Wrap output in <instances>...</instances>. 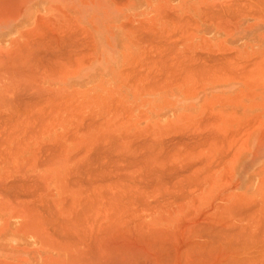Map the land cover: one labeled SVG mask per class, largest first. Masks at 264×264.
<instances>
[{
    "label": "rangeland",
    "instance_id": "1",
    "mask_svg": "<svg viewBox=\"0 0 264 264\" xmlns=\"http://www.w3.org/2000/svg\"><path fill=\"white\" fill-rule=\"evenodd\" d=\"M212 1H214V4H213V2ZM218 1H220V2H218ZM221 1H222V3L225 5H223V6H221ZM226 2V0H132V1H130V0H0V42L2 43L3 41H8L9 39H4V40H2L4 37V33H6V32H8V31H10V29L13 27V26H15L19 21L21 22V25H23V24H25L24 22H27V24H31L32 22H29L28 21V19L26 20V19H23V17H28L29 16V14L31 13L29 10L33 7V6H37L38 7V9H42L43 7H46V8H48V9H51V8H56V9H59V11H60V16H61V18L60 17H58L59 19L57 20V22L55 23V22H49V23H47L45 26H43V27H41V28H39V29H37L38 30V32H39V30L41 31V32H43V33H45V32H51V33H53V35H52V37L54 36V34H56L57 36H64V35H67V36H69V35H71L70 33L71 32H73V36L75 35H77L76 36V38H74V40H76L75 42H77L78 41V43H81L83 46H85L84 48L85 49H88V47H89V45H90V48L89 49H91L92 51L94 50L93 48L95 47V43H94V40H93V38H92V32L91 31H89L88 30V25L90 26V27H92V26H96V27H99L100 28V30L102 29L104 32H103V34H104V36H106L107 38L108 37H110V36H112L113 37V35L114 34H116L117 36L116 37H118V43H119V45H120V47H121V50L123 51V59H122V62H123V67H130V66H132V67H130L131 68V71H129L130 69H124L123 71L125 72H122V75L123 74H125V75H123V78H122V80H123V84H125V85H133L131 82H132V80L131 79H128L129 78V76H130V78H132L131 77V75H133V74H129L130 72H133L134 73V75L135 74H137V72L139 71V73H138V75L137 76H140V73H141V71L143 72H145V69H148L147 67H152V68H154V67H156V68H160V67H157L158 65V63L159 62H161V59L163 58V56L165 55V54H168V53H166V52H169V54L168 55H165L164 56V58H166L165 59V62L167 63L166 65L168 66V67H170V66H173V68L174 67H177V68H174L173 70H175V69H177V71L176 72H178V74H180V72H181V70L183 69L182 67L183 66H186V64L191 60V63H189L187 66H186V68L191 64L192 65V67H194L193 66V63H194V65L197 63V65L198 66H200L201 64H202V62H203V60H205L204 62H203V64H202V67L200 66L199 67V70H200V68H204V67H206V65H207V62H208V67H210V64H211V67H214L217 63H212V62H214L213 60L215 59L216 61L215 62H217L218 60H217V57L215 58V56H217V55H219L220 54V59L222 60L223 59V61L224 62H226V61H228L227 62V64H225V63H223V61H221L222 62V64L220 63V62H218V63H220L221 65L219 66V67H217L218 68V70H216V71H218L217 73H215V72H213V75H210V73H209V75L206 73L205 75L206 76H203L204 74H202V72L200 73V71L197 69V65H195V67L194 68H196L198 71H199V73H200V75L202 74V76H196V73H198V71L196 70L195 72L196 73H194L193 71H192V69L190 68V70L187 68V70L186 69H183V71H182V73L184 74L182 77H179V76H181V74L180 75H176L177 73L175 72H173V74H174V76L176 75V76H178V78L181 80H183V82H182V80H181V82L182 83H180L179 81H176V79L177 80H179L178 78H176V76H175V80H174V78L172 79V76L169 78L168 77V79H164V80H161L160 81V79H162V75H163V73L161 74V76H160V78L158 79L159 81H160V83L159 82H157V86H159V90L157 89V90H151V83H149V85H150V87L148 86H146L145 88H146V90H145V88H142L141 86H142V84H145L146 83V81H145V83H143L144 81H140V79L138 78V77H133L134 79H137L138 78V80L139 81H137V80H134L133 78V82L135 83V81H137L136 83H135V85L133 86V89H134V93L137 95V101H136V103H129V102H105L106 103V107L105 106H103L105 103H103V102H101V101H97L96 103L95 102H93V103H89V102H84V101H81V100H79L78 98H75L74 100V102H73V105H71V104H69V103H64L63 104V107H65V106H68V104L69 105H71V107L69 106V109L70 110H73L74 108V110H73V116H74V125L76 126V123H77V126L75 127L74 126V128L76 129V132L75 133H73V135H74V137H71V136H73V135H64V136H62L61 137V139H60V141L59 142H61V143H59V144H61L60 146L62 147V148H59L60 150L61 149H63V151H64V149L66 148L65 146H66V143L67 142H70L71 141V139H72V141H73V143H74V148H77V149H79L80 147H82L83 145H84V147L83 148H80V150H82L83 151V149H84V152H82L83 154H85L86 152H88L90 155H92V160H91V158H90V155H89V158H90V160L91 161H93L92 162V165L91 166H89L90 167V169L89 170H91V167L93 168H95L96 166L98 167L99 165H101L102 166V162H104V169H105V165H113L114 167L115 166H117V168H115L116 170H120L121 169V167H123V170H122V172L121 171H119V172H121L122 174L120 175L119 174V172H116V173H118L119 175H115L117 178H122L123 176H124V174H125V172H126V174L128 175L129 173L131 174V176H133V178H134V176L137 174V172L136 173H134L133 174V172L132 171H129V169L131 170V168H129V169H127V167H130V166H133L131 163H133L132 161H133V159L132 158H135L136 157V155L138 154V152H140V150L138 151V152H136L135 150V148L136 147H133V149H135V150H130L129 149V147H132L131 145L132 144H129V143H132V139L134 140V138H131L132 136L131 135H133V136H136L137 135V133L136 132H138V136L140 137V139H138L137 137V139L138 140H143L144 138H146V139H148V137H147V135L149 136V134H150V137H151V139L152 140H154L155 141V139L156 138H159V140H161L162 141V144H160L161 142H159V144H158V146H159V148L161 147V146H163L162 148L163 149H161V150H163V151H161L160 152V150L159 149H157L158 147H153V146H155V144L153 143L154 141H152V140H149V141H151V142H148V143H150V149H148L149 151H151V152H154V155H155V153L157 152V151H159L160 153L159 154H161V155H163V157H167V156H169V155H172V153L173 154H175V153H178V150H179V152L180 151H182V152H180V153H183V152H187V150H189L188 152H191V151H193L192 149H193V147L195 146V144L197 143V142H194L195 140V138L197 139V136H195V132H196V129L198 128L197 127V125H198V122L200 121L201 122V124L203 125V123H205V125H204V127L206 126V124L208 125V126H206V128H204L205 130L208 128L209 129V127H210V125L212 124L211 122H213L214 124L213 125H211V129H213L212 127H215L214 129L217 131V130H219V128H225L226 129V131H228V130H231L230 132L228 131L227 132V135H229V139H227L228 140V142L226 143V146L229 144V140H231V142H230V144L231 145H233L232 146V148L231 147H229L230 145H228L227 146V148L225 149L224 147H223V149L224 150H226V151H228V147H229V150L231 151V149H232V151H233V155H236V156H234V158H233V155H232V157L230 156L229 157V159H226V160H224L225 158L224 157H226V155H224V156H221V157H223V158H221V160L223 161V164H224V162H225V166L222 164V161H221V163L219 162V158H217L216 157V160L218 159V162L220 163H217V162H215V166H216V163L217 164H219L218 166H219V168L218 167H215V168H213L214 169V171H215V181H214V185H213V187H212V189H210L207 193H204V195H201V197H200V201H201V203H198V205H196V204H193L194 206H197V207H195L194 208V206L192 205L191 207H190V209H189V211H191L192 209L194 210V211H191V212H194V215H193V213L192 214H190L189 213V215H191V216H189V217H192V215L193 216H197V217H199L200 215H199V213H201L202 211H203V213H204V211H205V215H209L208 217H210L209 219H211L212 218V216H213V218H214V216L216 215V216H218L216 213H219L220 211H222V217H221V214L218 216V217H215L214 219H219V221L221 222L220 223V226H221V224H222V221H224V225L222 226V227H220L219 225H217V219H216V222H214L215 220L214 219H211V220H214V221H211V224L213 223L214 224V226L213 227H216V228H218L217 226H219L220 228H218V230H216V228H215V232H218V234H217V237H218V235L219 236H221L222 234H225V231H226V234L227 235H222V236H225L224 238H226V236H229V237H227L226 239H225V241H220V243H224L223 245H222V247H224V249L226 248V251L224 250V249H221L223 252L220 254L221 255V257H222V255L224 254V256L222 257L225 261H226V258H227V263H229L230 262V259H228V257H229V255L232 257V256H234L235 255V253L234 254H232L234 251H238V250H240V251H242L247 245V242H243V243H239V242H241V241H239L238 239H242L243 240V238H244V236H242L241 234H243L244 235V231L247 229V231H248V227L250 228L251 227V232H252V235H255V236H252L250 233H246V231H245V233L248 235V236H252V237H250L249 238V240L251 239L255 244H252L253 242L251 241V243L250 244H252V245H255L256 247H254V248H250L249 249V246H248V248L247 249H249V251H252V253H248L249 251H246L245 249H244V251H246L245 253H248L249 255H247V254H245V253H240L239 251V253L238 254H241L242 256H240V255H238L237 253V255H238V257H241V260L238 258V257H235L236 258V260H235V258H234V260L236 261V262H238V259L240 260V261H244V264H245V262H246V258L248 257H254V255H255V257L257 256V257H263V258H260L261 260H259V259H257V261L259 260L260 262H263V260H264V255L262 256V254H264V252H263V250H264V247H263V245H264V222H262V221H264V214H262V213H264V9H263V6H260V5H258V4H260V2L262 1H260V2H258V0H257V2L258 3H255L256 2V0H247L248 1V4H246L245 3V1L244 0H242V1H244V6H242L243 5V3H241V6H239L240 5V3H239V1L240 0H234L233 2H232V0H229V1H231V3H233L234 5H235V3L234 2H236V5H235V7L236 6H238V8L237 9H239L240 8V11L239 10H237L234 6H231L230 7V5H232L228 0V2L230 3V4H225V2ZM242 1H240V2H242ZM255 1V2H254ZM264 1V0H263ZM209 2H210V5H214V6H216V8H219L220 10H222V11H225V10H223V8L225 7V9L226 10H228V11H230V9L232 8V7H234L235 8V10H236V12L235 13H237V11H238V15L240 16V15H245L247 12H248V10H250L251 12H249V13H251V15H249V14H247V16H240V17H238L236 20H235V22H234V19L236 18V15H234V19H233V21H232V19L230 18L229 19V17H228V14L227 15H225L224 16V14H225V12L223 13V16H224V18H223V16L222 15H220V16H222V18H220L222 21H223V19H225V21H229L228 23H230V24H232L231 26H230V24H229V26H228V24L224 21V23H226L227 24V27H229L228 28V30L229 29H231V30H229V31H227V27L225 26V24L224 23H219V24H223V26H225L224 28L221 26V25H219V29H220V34H218V32H217V35H219V36H217V38L216 37H212V35L211 34H208V33H210V31L212 30V29H215V27H217L218 25H216V23H217V21H218V19H217V21H214L213 22V20L212 19H210V18H212V17H210L209 19L211 20L210 22H209V20H207V21H203V20H205V19H207V18H205L204 19V17H208V15L207 14H209L210 16H212L211 15V12L212 11H210L211 9H209L210 7L212 8V10H213V7L212 6H210L209 8H207V9H205V10H207L208 12H210V13H205V10H204V8H206L205 7V5L207 6L208 4H209ZM253 3V5H255L254 7H250V5H252V3ZM212 3V4H211ZM249 3H251L250 5H249ZM103 4L105 5L106 4V11H108V14L106 13V15H104V14H102L101 16H99V17H94V16H92V15H94L93 13H92V11H90V9H95V8H97V7H100V6H103ZM239 4V5H238ZM258 6H257V5ZM262 4H264V2L262 3ZM220 5V6H219ZM229 5V6H228ZM245 5H247L248 7H249V9L245 6ZM217 6H219V7H217ZM227 6L228 7H230L229 9L227 8ZM110 7V8H109ZM167 7V8H166ZM202 7H204V8H202ZM223 7V8H222ZM241 7H244V8H241ZM262 7V8H261ZM216 8H214V9H216ZM234 8L233 9H231L232 11H234ZM248 10H247V9ZM252 8L254 9V11L252 10ZM257 8V11H258V13H256L257 11L255 10ZM261 8V9H260ZM89 9V10H88ZM102 9H104V7L102 8ZM164 9V10H163ZM263 9V10H262ZM166 10V11H165ZM217 10V9H216ZM216 10H214V12L216 11ZM260 10V11H259ZM88 11H90V12H88ZM115 11H118V12H120L121 13V20H120V24H121V30L119 31L120 33H119V35L117 34V29H115V25H117V19L115 18V17H113V12H115ZM144 11H147V12H150V13H148L147 15H146V17L145 16H140V15H138V14H140V13H142V12H144ZM169 11V12H168ZM219 11V10H218ZM218 11H216V12H218ZM222 11H219V12H221L222 13ZM245 12V11H247L245 14L243 13V14H239V13H241V12ZM254 13H253V12ZM166 13L167 12V14H165L164 15V13ZM216 12H215V14H216ZM162 13V14H161ZM172 15H171V14ZM220 13V14H221ZM230 13V12H229ZM255 13H256V15H255ZM130 14H137L138 16L137 17H133V18H129V15ZM168 14H169V16H168ZM175 14V15H174ZM203 14L204 15H207V16H204L203 17V19H202V16H203ZM213 14V13H212ZM214 14V15H215ZM219 14V13H218ZM231 14V13H230ZM234 14V13H233ZM233 14H231V16H233ZM73 16V18H71L70 16ZM175 17H174V16ZM213 15V16H214ZM165 16V17H164ZM168 16V17H167ZM170 16H173L172 18H170ZM186 16H188V17H186ZM217 16V15H216ZM219 16V17H220ZM257 16L259 17V18H257ZM263 16V17H262ZM87 17H89V18H87ZM94 17V18H93ZM145 17V18H144ZM185 17V18H184ZM228 17V18H227ZM83 18H85V20L87 21V22H83ZM176 20H175V19ZM183 18V19H182ZM189 18H191L190 20H188ZM215 18V17H214ZM23 19V20H22ZM88 19L89 20H91L90 21V23L88 22ZM171 19H173V20H171ZM178 19V20H177ZM186 19V20H185ZM202 19V20H201ZM220 19H219V21H220ZM40 20H43L42 18L40 19ZM181 20H182V23L184 22V25H182V23H181ZM44 21V20H43ZM173 21V22H172ZM176 21V22H175ZM187 21V22H186ZM188 21H191L190 23H193V25L191 26L189 23H188ZM193 21V22H192ZM221 21V22H222ZM242 21V22H241ZM185 22H186V25H185ZM216 22V23H215ZM238 24H237V23ZM40 23H44V22H42V21H40ZM174 23H176V24H174ZM188 23V24H187ZM85 24H86V26H85ZM88 24V25H87ZM248 24V25H247ZM251 24V25H250ZM24 26V25H23ZM184 27V30L186 29V28H189V30L187 31V30H185L184 32L185 33H183V28ZM186 27V28H185ZM190 27H191V29H190ZM208 28V29H210V30H208L207 32H205V33H202V30H203V28ZM221 27V28H220ZM17 28H18V26H17ZM177 28H178V30H177ZM181 28V29H180ZM223 28V29H222ZM165 30V31H164ZM177 32H176V31ZM192 30V31H191ZM226 30V31H225ZM245 30V31H244ZM67 31H69V33L67 32ZM79 31H80V33H79ZM149 31V32H148ZM159 31V32H158ZM169 31V32H168ZM179 31H180V33H179ZM187 31V32H186ZM191 31V32H190ZM213 31V30H212ZM217 31V30H216ZM216 31H213L212 33H216ZM231 31V32H230ZM1 32H3V33H1ZM12 32L13 31H10L9 32V34H10V36H11V34H12ZM56 32V33H55ZM166 32V33H165ZM173 32H174V34H173ZM228 32V33H227ZM42 33V34H43ZM50 33V34H51ZM141 33V34H140ZM146 33V34H145ZM152 35H150V34ZM154 33H156V34H154ZM166 35H165V34ZM170 33H172V34H170ZM179 33V34H178ZM25 34L26 33H24V37H27V35L28 34H26V36H25ZM41 33L40 34H38L37 36L38 37H36V39H35V37H33V35H32V37L30 38V39H28V42H30V43H27L28 45H29V47H31V45H32V47H33V44H35V42L37 41H40L41 39H43V37L45 36V34H43L42 35ZM85 34V35H84ZM143 34H145L144 36H143ZM178 36H177V35ZM188 34H190L189 35V39H187V37H188ZM80 35V36H79ZM174 35V36H173ZM177 37H176V36ZM88 36V37H87ZM142 36H143V38H142ZM164 37V40H163V38L161 39L160 37ZM183 36H185V38H186V40L184 39V37ZM191 36V37H190ZM112 37H110V38H112ZM137 37V38H136ZM151 37L154 39V37L156 38V39H152L153 41L151 42H149V40H151ZM84 38V39H83ZM144 38H146L147 40H148V42L149 43H153L154 41L157 43L158 41H159V43L158 44H154L155 46H157V49H159V51L156 49V47L155 46H152V47H154V48H151V46H150V49H148L147 48V46H149L150 44H148V42H146L147 40H144V41H142L141 39H144ZM150 38V39H149ZM172 38V39H171ZM182 38V39H181ZM191 38V39H190ZM81 39V42L79 41V40ZM83 39V40H82ZM86 39H88V42H87V40ZM139 39V40H138ZM158 39V40H157ZM166 39V40H165ZM168 39H169V41H168ZM170 39L172 40V43H173V41H174V43H176V44H172L171 43V41H170ZM206 41H205V40ZM91 42H90V41ZM142 42H141V41ZM183 40H185V41H183ZM25 41H27V40H24L23 42H25ZM43 41V40H42ZM41 41V42H42ZM84 41V42H83ZM164 41H166V43L164 42ZM182 41V43H180ZM36 42V43H37ZM74 42V43H75ZM135 42V43H134ZM163 42V43H162ZM19 44V41L18 40H15V41H13V44L14 45H17V44ZM33 43V44H32ZM39 43V42H38ZM90 43V44H89ZM179 43V44H178ZM161 44V45H160ZM165 44V45H164ZM168 44V45H167ZM25 45V44H24ZM23 45V46H24ZM75 44H73V45H71V46H74ZM87 45V46H86ZM160 45V46H159ZM171 45V46H170ZM173 45H177L176 46V48H172V47H174ZM220 45V46H219ZM35 47H36V44L34 45ZM158 46L160 47V48H158ZM163 46V47H162ZM170 47L169 49H168V51L166 50V47ZM19 47H21V45L19 46ZM93 47V48H92ZM163 49H162V48ZM164 47H165V49H164ZM34 48V47H33ZM145 48H147L148 49V52L146 53V50H145ZM220 48L222 49V48H225L226 49V51H224L225 49H223V51H220ZM163 50L164 52H165V54L164 53H162L163 51H161V50ZM176 49V50H175ZM188 50V52H189V55H188V53H187V50ZM73 50V49H72ZM71 50V51H72ZM170 50V51H169ZM214 50H216V52L214 53L213 51ZM70 51V52H71ZM156 51V52H155ZM174 51V52H173ZM184 51H185V53H184ZM60 52H61V50H60ZM66 53H67V51H65ZM129 52H132L133 54H134V56L132 57V58H130L129 57V55H128V53ZM152 52V53H151ZM154 52H155V54H154ZM161 54V55H163L162 56V58L159 56L158 58H160V59H158V58H155V59H158V60H160L156 65H155V62H154V65H149V60L150 59H153V60H155L154 59V57H157V55H159V53ZM178 52V53H177ZM198 52H202V53H199L200 54V56H202L201 54H203V52H205L206 53V55L205 56H207V59H209L208 61H207V59H205V56H204V54H203V56H204V58L203 59H201L202 61H201V63H200V61H199V54H196V53H198ZM211 53V55H209L210 53ZM213 52V53H212ZM223 52H226V54H224L223 55ZM233 52V53H232ZM63 53H64V51H63ZM69 53V52H68ZM144 55H143V54ZM145 53L147 54V56L148 57H150L148 60H147V56L145 55ZM149 53H151L150 55H148ZM172 53V54H171ZM222 53V54H221ZM229 53H231V55L229 56ZM62 53H60V55H61ZM142 54V55H141ZM171 54V55H170ZM176 54H177V56H176ZM179 54V55H178ZM180 54H181V56H180ZM184 54H185V56H184ZM195 54H196V57H194V58H191V56L193 57V56H195ZM212 54H213V57H214V59H213V57H212ZM227 54H228V56H227ZM233 54V55H232ZM63 56H64V54H62ZM62 55H61V57H62ZM68 55V54H67ZM176 56L178 59L176 60L175 58L176 57H174L173 58V56ZM189 57H188V56ZM198 55V56H197ZM221 55H222V57H221ZM225 55L227 56V57H225ZM258 55V56H257ZM263 55V56H262ZM59 56V55H58ZM65 56H66V54H65ZM64 56V57H65ZM141 56H143V57H141ZM151 56H152V58H151ZM172 58H171V57ZM182 56H184V57H182ZM208 56H211V57H208ZM224 56V57H223ZM231 56H234L236 59L234 60V57H232L231 58ZM60 57V58H61ZM81 57L82 56H80V59H79V61H81L82 59H81ZM147 57V58H146ZM170 57V58H169ZM186 57V58H185ZM198 57V58H197ZM257 57V58H256ZM63 58V57H62ZM61 58V59H62ZM68 58V57H67ZM83 58V57H82ZM86 58V57H85ZM146 60H145V59ZM180 58H182L181 59V61H179L180 60ZM185 58V59H184ZM189 58V59H188ZM191 58V59H190ZM195 58H197V60L196 61H192V59H194L195 60ZM211 58V59H210ZM229 58V59H228ZM253 58V59H252ZM60 59V61L59 62H63V61H66V60H61ZM137 59V60H136ZM138 59L140 60V61H138ZM144 59V60H143ZM172 59V60H171ZM219 59V58H218ZM219 59V60H220ZM248 59V60H247ZM163 60V59H162ZM168 60H169V62H168ZM174 60H175V62H174ZM243 60H245V62H247V64H245V62L243 61ZM259 60V61H258ZM68 61V60H67ZM133 61H135L134 62V64H132L133 63ZM149 61V62H148ZM152 61V60H151ZM156 61V60H155ZM164 61V60H163ZM162 61V63L164 64V62ZM179 62L180 63V65L178 66V64L176 63V62ZM207 61V62H206ZM212 61V62H211ZM231 61V62H230ZM233 61V62H232ZM238 61H239V63H241V61H243L242 62V64L244 63V65H235V64H239L238 63ZM254 61V62H253ZM256 61V62H255ZM76 62V61H75ZM138 62V63H137ZM143 62H144V64H143ZM171 62V64H170V66H169V63ZM173 62H174V65H172L173 64ZM184 62V63H183ZM185 62H186V64H185ZM196 62V63H195ZM234 62H235V64H234ZM127 63V65H125ZM139 63H141V65L143 66H147V67H142L141 65H140V67H139ZM145 63H148V65L147 64H145ZM162 63H159L160 65H161V68L163 67V65H162ZM182 63V64H181ZM198 63H200V64H198ZM248 63H250V64H248ZM253 63V64H252ZM150 64H152L151 62H150ZM206 64V65H205ZM232 66H231V65ZM234 64V65H233ZM254 65L255 66V68H254V66H252V65ZM259 64V65H258ZM138 65V67H136ZM159 65V66H160ZM166 65H164V68H165V70H164V68H162L164 71L163 72H165V71H169L170 70V68H168L169 70H166L167 69V67H165ZM182 65V67H180ZM226 65H230V66H226ZM263 65V66H262ZM225 66L226 67H228V68H226V71H228V72H226V71H224L225 70ZM233 66H235V67H233ZM243 68H242V67ZM246 66V67H245ZM134 67H136V68H138V71L136 72V68H135V72H134ZM191 67V66H190ZM208 67H206V68H208ZM229 67H230V69H229ZM232 67V68H231ZM241 69H239V68ZM250 67V68H249ZM260 67V68H259ZM236 68H238V69H236ZM245 68V69H244ZM252 68V69H251ZM254 68V69H253ZM179 69H181L180 71H179ZM221 69H223L222 71H221ZM244 70V72L245 71H250V73H252V75L253 76H251L250 74V77L248 76V74H247V72H246V74L244 73V72H242L243 70ZM247 69V70H246ZM261 69V70H260ZM173 70H171V71H173ZM184 70H185V72L186 73H184ZM194 70V69H193ZM231 72H233V73H231ZM233 70V71H232ZM189 71H192V72H190L189 74H187ZM235 71V72H234ZM236 71H237V73H236ZM129 72V73H128ZM203 72H207V71H203ZM220 72V75L218 74ZM227 74H226V73ZM230 72V73H229ZM260 72V73H259ZM76 73V72H75ZM129 75H127V74ZM166 73V72H165ZM191 73H192V77H191ZM228 73H229V75H231V76H229V78H228ZM240 73V74H239ZM186 74H187V78L189 79H186L185 77H186ZM212 74V73H211ZM222 74V75H221ZM232 74H233V76H235V78H234V80H232V81H227V79L226 78H228V79H232L233 77H232ZM235 74V75H234ZM237 74V75H236ZM241 74H243V76L244 75H246V78H244ZM127 75V76H126ZM189 75V76H188ZM215 75H217V76H215ZM219 75V76H218ZM239 75V76H238ZM173 76V77H174ZM185 76V77H184ZM194 76H196L195 77V79L198 81V82H196L195 80H194ZM211 76H213L214 78H216V79H220V81H219V79H218V81L217 80H214V79H212V77ZM226 76V77H225ZM240 76H242L243 78V80L245 81V83L247 84V81L249 80V81H254V83L252 82H249L248 84H250V85H245V84H243V82H242V80L240 81ZM163 77H164V75H163ZM200 77V79L202 78V79H204L205 80V78L206 79H210L209 81H202V80H198V78ZM204 77V78H203ZM207 77H209V78H207ZM231 77V78H230ZM240 77V78H239ZM262 78V79H261ZM185 79V80H184ZM211 79H212V81L213 82H215V83H217V84H215V83H213L212 81H211ZM248 79V80H247ZM167 80H170L169 81V83H168V81ZM172 80V81H171ZM174 80V81H173ZM186 80H188L189 82L188 83H185L186 82ZM194 80V81H193ZM235 80H237V81H235ZM239 80V81H238ZM247 80V81H246ZM257 80V81H256ZM260 80L262 81L261 83H260ZM129 81H131V82H129ZM179 82L178 84L176 83V82ZM192 81H193V83L194 82H196V83H194L193 84V87L195 88V89H198V90H196L195 91V89H194V91L196 92H194L195 94H192V92H193V90L190 88V86L192 85ZM200 81H201V85H199L200 84ZM227 81V82H226ZM259 81V82H258ZM166 82V85H167V83L169 84L168 85V87L167 88H165L164 89V86H165V83ZM172 82H175V83H172ZM220 82V83H219ZM226 82V83H225ZM257 82V83H256ZM159 83V84H158ZM199 83V84H198ZM139 84V85H138ZM147 84H148V82H147ZM154 84H156V83H154ZM153 84V85H154ZM164 84V85H163ZM173 84V86H170V85H172ZM196 84H198V86L196 85ZM202 84H204V86L202 85ZM256 84H257V86H256ZM160 85L162 86V88L160 89ZM188 85V86H187ZM206 85V86H205ZM251 85H253L252 87H251ZM137 86H138V88H137ZM139 86H140V88H139ZM157 86L155 85V87H154V89L155 88H157ZM195 86H197L198 88H196ZM202 86V87H201ZM250 88H249V87ZM152 87V88H153ZM204 87V88H203ZM255 87V88H254ZM184 88H185V92L188 94L189 93V90L188 89H190L191 91H190V94H192V95H190V94H186V93H184L183 91H184ZM123 90H124V87H123ZM143 91V92H142ZM246 92H248V94L246 93ZM258 92V93H257ZM123 93H125V92H123ZM254 93H256V95L254 94ZM126 94V93H125ZM141 94V95H140ZM222 95L223 96V98H222V96L220 97L219 95ZM240 94V95H239ZM242 94V95H241ZM243 94H244V96H243ZM252 94V95H251ZM258 94V95H257ZM245 95H248V97L247 96H245ZM250 95H251V97H250ZM255 95V96H254ZM215 96V97H214ZM233 96H237V97H239V98H234ZM218 97H220V98H218ZM234 98V101H233V99H230V98ZM217 98V99H216ZM230 99V101H229V99ZM216 99V100H215ZM220 99H223V100H220ZM228 99V102L226 101ZM236 99V100H235ZM212 101H216V104H213L212 103ZM225 102V104L224 103H220V102ZM238 103H237V102ZM209 102H211L212 104H209ZM218 102V103H217ZM232 102V103H231ZM234 102V103H233ZM236 102V103H235ZM260 102V103H259ZM61 103V102H60ZM182 103V104H181ZM208 103V104H207ZM220 103V104H219ZM231 103V104H230ZM107 104H109V105H107ZM176 105L177 104V108H173V105ZM207 104V105H206ZM115 105V106H114ZM119 105V106H118ZM194 105V106H193ZM209 105L211 106L210 108H211V112L210 113H212V115L213 116H215L216 114L217 115H220V116H217V117H222L221 119L220 118H217L216 116L214 117V118H216V119H214L213 121H211L213 118L212 117H210V116H212L211 114H210V116H208L209 114V112H208V110H210L208 107H209ZM245 105V106H244ZM78 106V107H77ZM117 106V107H116ZM206 106H207V108H206ZM59 111L62 109V104H59ZM92 107H94V111H93V113H91V108ZM103 107H105V110H104V108ZM107 107H108V109H107ZM79 108V109H78ZM81 108L83 109V110H81ZM117 108H119V109H117ZM127 108V109H126ZM116 109H117V112H116ZM65 110H66V107H65ZM108 110V111H107ZM122 110H123V112H122ZM129 111V112H128ZM115 112H116V114H115ZM186 112V113H185ZM206 112H208V113H206ZM113 113L115 114V116H112L113 115ZM130 113V114H129ZM170 113V114H169ZM259 113V114H258ZM80 114V115H79ZM95 114V115H94ZM124 114V115H123ZM76 115L78 116V117H76ZM89 115V116H88ZM90 115H92V117H94V118H92L91 119V117H90ZM86 116H88L87 118H86ZM127 116V117H126ZM143 116V117H142ZM124 117V118H123ZM200 117H201V119H200ZM251 117V118H250ZM86 119V121H88V122H90V120H92L91 122H90V124L92 123V122H94L93 121V119L95 120V122H96V124L98 125V127L97 126H95L94 125V123H92L93 125H91V126H93L92 128H91V126H88V127H90L88 130L90 131V132H94V131H97L96 133H85V132H82L83 130L82 129H85L86 130V132H89V131H87V125H90L88 122H85V121H83L82 122V119ZM104 118L106 119V120H104ZM139 118V119H138ZM229 118H231L232 120L234 119L235 121H232V120H229ZM236 118H237V120H236ZM83 119V120H84ZM121 120L122 119V122H120L119 121V123H118V121L117 120ZM218 119V120H217ZM219 119L220 120H222V119H224L223 121H219ZM253 119V120H252ZM97 120H99V122L97 123ZM100 120H102V121H100ZM199 120V121H198ZM207 120L210 122V124H208L207 123ZM244 120H245V122H244ZM253 122H252V121ZM256 120V121H255ZM116 121H117V123H116ZM194 121V122H193ZM215 121H217V122H215ZM219 121V122H218ZM104 122L106 123V126L108 125V129L107 128H105L106 126H104ZM196 122V123H195ZM86 123H88V124H86ZM102 123H103V125H102ZM111 123H113V126H115V127H112V125H111ZM122 123V124H121ZM193 123H195V127H194V131H193V134H192V136L190 137V136H188L187 135V132H189L190 130V128L188 127V125L190 124H192V126H193ZM232 123V124H231ZM83 126H82V125ZM86 124V125H85ZM110 124V125H109ZM200 124V123H199ZM217 124V125H216ZM238 124V125H237ZM256 125V126H253V125ZM130 125H132V126H130ZM222 126V127H219V126ZM81 128H80V127ZM84 126H86V128L84 127ZM110 126V127H109ZM128 126H130V128H128ZM199 126H201V125H199ZM254 128H253V127ZM95 127V128H94ZM97 127V128H96ZM177 127V128H176ZM197 127V128H196ZM202 127V126H201ZM219 127V128H218ZM102 129V132H101V129ZM111 128V129H110ZM112 128H113V132H112ZM189 128V129H188ZM203 128L201 129L200 128V130L201 131H203ZM218 128V129H217ZM252 128V129H251ZM74 129V130H75ZM81 129V131L79 132V130ZM98 129V130H97ZM100 129V130H99ZM105 129H106V131H105ZM127 129V130H126ZM180 129H182L181 130V132L179 131ZM186 129V131H184V132H182L183 130H185ZM191 129H193V127L191 128ZM199 129V128H198ZM197 129V130H198ZM74 130H73V132H74ZM84 130V131H85ZM199 130V131H200ZM204 130V132H205V134L203 133L202 134V137H200L199 139H197V140H199L200 142H198V143H202L203 142V144L202 145H204L205 146V148H207L208 147V145H209V143L211 142V141H213L214 139H219V141L221 140L220 138H221V136H223V134L220 136V137H214V136H207L208 134H210V129L208 130V133H207V135H206V132L207 131H205ZM103 131H105V132H103ZM110 131H111V133H110ZM123 131V132H122ZM126 131V132H125ZM192 131H190V133H192ZM200 131V132H201ZM213 131V130H212ZM225 130H224V132H226ZM247 131H249V132H247ZM109 132V133H108ZM115 132V133H114ZM125 132V133H124ZM130 132V133H129ZM176 132V133H175ZM198 132V131H197ZM200 132H199V136H200ZM214 132V131H213ZM218 132H220L219 134H221V132H223V130L221 129V130H219ZM218 132H217V134H218ZM246 132H247V134H246ZM100 133H102V134H105V136H107V135H109L110 137L109 138H111V136H116V134H117V136L116 137H118V138H114L115 139V141L117 140V142H115L114 143V140H112L111 139V141L113 142H111L110 140H109V142H111L112 143V145H114V147H115V145L117 146V147H115V148H113V147H111V144L109 143V142H106L107 144H108V146H110L111 148H110V150L113 148V149H116V148H119L117 151H116V153L118 152V151H121V152H123L122 150H125L123 153L125 154V155H127V156H125V155H123V153H121L120 154V156H122L123 155V157H120L118 154L120 153V152H118L117 154L114 152V150H113V152L115 153V156H114V158H116V161H117V159H118V163H116L115 162V164H118V165H115L114 163H112V161H115L114 159H113V157H109V156H104L103 157V155H102V153H100L99 152V150H98V152H97V149L95 148L94 149V147L95 146H97L98 144H99V140L100 139H102L101 141H103V138L105 137L104 135H100ZM112 133H114V135H111ZM122 133H124V135L126 136V138H128V139H122V136H121V134ZM141 133H143L144 135L145 134H147L146 135V137L144 136V135H140ZM215 133V132H214ZM231 133V134H230ZM127 134V135H126ZM216 134V135H217ZM94 135L95 136H98L100 139H98V137H94ZM100 135V136H99ZM215 135V134H214ZM215 135V136H216ZM66 136L68 137V138H66ZM79 138H77V137ZM102 136H104V137H102ZM125 136H123V137H125ZM131 136V137H130ZM143 138H142V137ZM194 136H195V138H194ZM224 136H226V133L224 134ZM244 136H246L245 138H244ZM63 137L65 138V139H63ZM71 137V138H70ZM129 137L131 138V140L129 139ZM149 137V138H150ZM232 139H231V138ZM70 138V139H69ZM80 138H81V140H85L86 139V141H84V143L80 140ZM97 138V139H96ZM106 138V137H105ZM135 138V140H134V142H133V144L135 145V144H137L138 146L137 147H141L139 144H143L142 143V141H141V143H139L140 141H138L137 142V139ZM188 138H189V140L190 141H187L188 140ZM191 138V139H190ZM202 138V139H201ZM224 138V137H223ZM223 138H222V140H223ZM228 138V137H227ZM236 138V139H235ZM66 139H69V140H66ZM73 139H77V141L75 142ZM107 139H108V136H107ZM146 139L144 140V142H146ZM240 140V142H239V140ZM247 140L246 141V144L245 145H243V141L242 140ZM94 140H97V142L96 141H94ZM119 140H121V142H123V143H119ZM127 140H130L131 142H129V143H126L127 142ZM221 140V141H222ZM225 140V139H224ZM223 140V141H224ZM227 140H225V141H227ZM232 140H234V142H232ZM238 140V141H237ZM245 140H244V142H245ZM80 141V142H79ZM92 141V142H91ZM100 141V143H102V144H100L99 146H101V145H103V146H101V147H105L104 145H105V141H108V140H106L105 139V141H103V142H101ZM216 141H218V140H216ZM222 141V142H223ZM224 141V142H225ZM94 142V143H93ZM96 142V143H95ZM187 142H189V143H187ZM214 142V141H213ZM212 142V143H213ZM223 142V143H224ZM87 143V144H86ZM91 143V144H90ZM104 143V144H103ZM147 143V142H146ZM147 143V144H148ZM153 143V144H152ZM197 143V144H198ZM221 143V142H220ZM232 143H234V144H232ZM81 144H83L82 146H81ZM89 144V145H88ZM93 144H97V145H95V146H93ZM110 144V145H109ZM119 144H121L122 146L124 145V147H121V145H119ZM127 144V145H126ZM153 146H152V145ZM189 144V145H188ZM217 142H216V145H214V144H212V147H215V148H213V151L215 150V154H216V156H218L219 155V149L221 148L222 149V147L220 146L219 148H218V146H217ZM222 144V143H221ZM238 144V145H237ZM63 145H65V146H63ZM86 145V146H85ZM202 145H200V146H202ZM214 145V146H213ZM59 146V147H60ZM89 146V147H88ZM91 146V147H90ZM107 146V147H108ZM126 146V147H125ZM144 146H146V148H148V146L147 145H144ZM197 146V145H196ZM196 146L194 147V149L196 148ZM199 146V148H202V147H200ZM222 146H224V144L222 145ZM63 147H65V148H63ZM79 147V148H78ZM88 147V148H87ZM101 147H98L97 146V148H99V149H101ZM107 147H105V149L107 148ZM85 148L87 149L86 151H85ZM90 148V149H89ZM128 148V149H127ZM154 148H156L157 150H151V149H154ZM199 148H198V146H197V149L199 150ZM205 148H203V149H205ZM210 148V147H209ZM75 150L74 152H73V154H75V153H77V151L78 150ZM89 149V150H88ZM126 149H127V151H129L131 154H130V156H132V155H134L133 154V152L132 151H135L137 154H135L134 156L135 157H128V154H129V152L127 153L126 152ZM141 149H142V151H143V147H141ZM222 149V150H223ZM59 150V151H60ZM79 150V151H80ZM91 150H93L94 152H96V153H98L97 155L100 157H97V155L96 156H94L95 154H94V152L92 151L91 152ZM107 151H108V148L106 149ZM137 150H138V148H137ZM145 150V149H144ZM175 150H177V152H175ZM197 150V151H198ZM200 150H202V149H200ZM261 150V151H260ZM58 151V152H59ZM62 151V150H61ZM61 151H60V153H61ZM105 151V150H104ZM104 151H101V152H103L104 153ZM107 151H105V153L107 152ZM146 151H147V149H146ZM146 151H143V152H146ZM231 151V152H232ZM109 153L111 152V151H108ZM107 152V153H108ZM127 154H126V153ZM163 152V153H162ZM221 152V151H220ZM229 152V151H228ZM230 152V153H231ZM11 153V155H17L16 153H17V151L16 152H13V151H11L10 152ZM79 153V152H78ZM142 153V152H141ZM150 153V152H149ZM158 153V152H157ZM222 153H226V152H222ZM62 154H64V155H62ZM61 155L63 156V157H59V159H58V161L59 162H62V161H67L68 162V160H70L69 159V157L71 158V155H72V153L69 151H67L66 149H65V152H63ZM79 154H81V153H79ZM110 154H113L112 152L110 153ZM144 154H146V153H144ZM144 154L142 153L141 154V156H144ZM179 154V153H178ZM185 154V153H184ZM227 154V153H226ZM229 154V153H228ZM232 154V153H231ZM251 154V155H250ZM65 155H67L66 157H64ZM78 155V154H77ZM105 155H108V154H105ZM114 155V154H113ZM118 155V156H117ZM139 155H140V153L137 155L138 157H139ZM149 155H151L152 157H154L153 156V153L152 154H149ZM180 155H182V154H180ZM222 155V154H221ZM238 155H240V157H239V159L238 160H236L235 161V159H236V157L238 156ZM13 156V157H14ZM125 156V157H124ZM151 156L149 157V159H148V157H146V155H145V157H146V161H143L144 162V164L147 162V160L149 161L150 160V158H151ZM173 156V155H172ZM175 156V155H174ZM173 156V157H174ZM183 156H185L186 157V155H183ZM74 157V156H73ZM75 157H76V155H75ZM74 157V158H75ZM93 157L96 159H94L93 160ZM101 157H103V159L101 158ZM118 157V158H117ZM128 157V158H127ZM155 157H159V155L158 156H156L155 155ZM171 158V156L168 158H163V160L165 161L166 159H169V160H171V161H169V160H167V161H169L170 163H172V161L173 160H176V162L178 163L180 160L182 161L184 158L182 157V156H180V160L178 159L179 158V156L177 155V156H175V158ZM228 157V156H227ZM98 158V159H97ZM105 158V159H104ZM106 158H108L107 159V162H106ZM121 158H122V160H121ZM123 158H126V160H123ZM129 158L132 160V161H130L129 160ZM143 157H141L140 158V160L142 159ZM157 158H155V160H158L159 158H161V156L157 159ZM171 158V159H170ZM183 158V159H182ZM187 158H188V156H187ZM127 159H128V161H130V163L127 161ZM138 159V158H137ZM153 159V161H154V158H152ZM152 159H151V161H152ZM186 159V158H185ZM184 159V160H185ZM232 159V160H231ZM247 159V160H246ZM99 160H101V164H99V165H96V164H93V163H95V161H96V163L98 164V163H100L99 162ZM103 160V161H102ZM108 160H111V161H108ZM135 160V159H134ZM143 160V159H142ZM144 160H145V158H144ZM161 160L162 159H160L159 161L161 162ZM215 160V159H214ZM79 161V158H77V159H75L74 161H70V162H68V163H71L72 164V166H68V172H72V169H74V167H78V166H76L77 165V162ZM81 161V160H80ZM90 161V162H91ZM119 161H123V162H120L121 163V165H119ZM124 161H127V163L128 164H131L130 166L128 165V166H126V165H124L125 163H124ZM151 161H149V162H151ZM164 161H162V162H164ZM187 161V160H186ZM34 161L32 160L31 161V164L32 165H26V163H24L22 166H20V168H21V170H20V168H19V166H17V167H15V168H13L12 167V169H11V171H12V173H11V176L10 177H8V178H6L8 181L7 182H9L10 180H12V181H14L13 179L14 178H16L17 177V179H15V180H18L19 178H25V180H27L28 181V179H26L27 177L26 176H28V177H30L31 176V179H32V177L33 176H36V177H33V178H39L38 179V182H40V184L39 183H37V184H39L40 186V190H38L37 188H36V186H35V190L38 192V194H37V197H34V199H32V198H24L22 195L20 196V195H18V194H16V195H18V196H20L21 198H22V200H21V198H19V197H17V199H15V202H13L14 201V199L13 198H10L11 199V201H8V200H10L9 198H5V196L3 197L2 196V194H0V231L1 232H6L7 230H10L9 229V227H12V228H14L15 230H17V229H20V228H22L23 226L25 227L26 225L28 226V222H30L31 223V225H34V226H37L38 225V227H52L51 225H52V223H53V225L55 224L54 222H52V221H50V222H48V224L49 223H51L50 225H45V226H43L44 225V223L42 224L40 221H39V219L42 221V220H44L45 219V222H46V220L48 219V217H49V215H51V212H52V209L53 208H55L56 207V203L57 202H59V203H61V199L63 198H65L66 197V195H69V194H66V192L65 191H67V189L68 188H66L65 187V185H66V183H67V181L65 182V184L64 185H62L61 184V190H62V186L65 188V190H64V188H63V192L62 191H59V189L57 190L58 191V197H56L55 196V194H56V191H54V187H55V179H56V177H55V175L54 176H51V175H53L52 173L50 174V175H48L51 171L52 172H55V170H59L58 171V173H60V172H62V170H66L67 168L66 167H63L62 165H58V167L57 168H55V167H53V168H49V169H46L48 172L47 173H45L46 172V170H44V171H40L39 169L40 168H38V167H36L35 165H34V163H33ZM138 162V164H142V163H139V161H137ZM248 162V163H247ZM112 163V164H111ZM136 163V162H135ZM165 163H166V161H165ZM168 163V162H167ZM170 163H168V164H170ZM174 163H175V161H174ZM173 163V164H174ZM79 164V163H78ZM91 164V163H90ZM137 164V165H138ZM146 164H148V162L146 163ZM150 164V163H149ZM227 164V165H226ZM257 164V165H256ZM94 165V166H93ZM124 165V166H123ZM137 165L136 164H134V166H136L137 167ZM25 166V167H24ZM113 166H111V169L107 166V170L109 171V173H111L112 175H113V171L115 170L114 169V167ZM140 166V165H139ZM139 166H138V168H136V169H139V171L141 170V168H139ZM244 166V167H243ZM88 166H85V169L87 168ZM141 167V166H140ZM239 167V168H238ZM243 167V168H242ZM23 168H24V170H23ZM72 168V169H71ZM76 168H75V171H77L76 170ZM93 168V169H94ZM102 168V167H101ZM110 170H109V169ZM125 168L129 171H127V170H125ZM71 169V170H70ZM82 169V168H81ZM88 169V168H87ZM96 170H97V168H95ZM114 169V170H113ZM133 169V168H132ZM238 169V170H237ZM22 170H23V172H22ZM78 170H79V168H78ZM98 170H99V167H98ZM103 169H100L99 171H102ZM111 170H113L112 172H111ZM124 170H125V172H124ZM223 170V171H222ZM228 170L231 172V174H230V172L228 173ZM232 170H234V171H232ZM243 170V171H242ZM80 172H81V170H79ZM84 172L86 171V170H83ZM94 171V170H93ZM92 171V172H93ZM108 171H107V173L105 172V171H102V172H104V174L103 175H105V174H109L108 173ZM137 171V170H136ZM38 172V173H37ZM39 172L41 173L42 172V174H39ZM74 172V171H73ZM72 172V173H73ZM102 172H100L101 173V175H102ZM123 172H124V174H123ZM134 172H135V170H134ZM71 173V174H72ZM82 173V175L80 176V174ZM80 174L78 173V171H77V174H79L78 176L80 177L79 179H84V177H83V172H81ZM95 173H97L96 171H95ZM100 173H99V175H100ZM181 173L183 174V173H185V172H183V171H181ZM64 173L62 172V175H63ZM86 174V173H85ZM85 174H84V176H85ZM110 174V175H111ZM133 174V175H132ZM23 175H24V177H23ZM76 174H74V176H75ZM107 175H106V177H107ZM110 175H109V177H110ZM111 175V176H112ZM228 175H230V176H228ZM19 176V177H18ZM49 176V177H48ZM67 176V174L65 175H63V177L62 176H58V180L59 179H64V178H67L66 177ZM78 176H76L73 180H75V179H78L77 177ZM114 176V175H113ZM112 176V177H113ZM114 176V178H116ZM120 176V177H119ZM131 176H127V177H129V178H131ZM47 177H48V180H47ZM72 177V176H71ZM108 177V178H109ZM127 177H125V179L127 180H130L129 178H127ZM85 178H86V176H85ZM99 178H101V176L99 177ZM105 178V177H104ZM114 178H112L113 180H114ZM41 179H43L44 180V182H46V183H44L43 182V186H42V182L41 181H43V180H41ZM68 179H70L69 177H68ZM97 179V178H96ZM124 179V178H123ZM226 179H229L228 181H229V183H228V181L226 180ZM236 179H237V182H238V185H236ZM20 180V179H19ZM34 180H37V179H34ZM33 180V181H34ZM39 180H41V181H39ZM85 180V179H84ZM84 180L82 181L83 183H84ZM100 180V179H99ZM101 180H104V179H101ZM105 180H108V179H106L105 178ZM116 180V179H115ZM30 181V180H29ZM32 180H31V182L32 183H36V181H34L33 182ZM81 181V180H80ZM117 181V180H116ZM122 181H124V180H122L121 179V182ZM227 181V182H226ZM242 181V182H241ZM57 182V181H56ZM72 182V181H71ZM127 182L128 181H125V183L124 184H126L127 185ZM130 182V181H129ZM10 183H12V182H10ZM35 183H34V185H35ZM81 183V182H80ZM82 183V184H83ZM117 183H119L120 184V182H117ZM234 183V184H233ZM5 185H7V183H4ZM9 184V183H8ZM46 186H45V185ZM68 184V183H67ZM124 184H123V186H124ZM129 184V183H128ZM4 185V186H5ZM77 185V184H76ZM80 185V184H79ZM44 186H45V188H44ZM69 186H70V184H69ZM121 186L122 185H120V188H121ZM60 187V186H59ZM71 187V186H70ZM76 187V186H75ZM1 188V187H0ZM2 188H3V186H2ZM73 188V187H72ZM41 189H43V191L41 190ZM123 189V188H122ZM240 189V190H239ZM45 190V191H44ZM1 192H2V190H0ZM36 191H34V193L36 192ZM39 191H42V192H39ZM72 191V190H71ZM242 191V192H241ZM0 192V193H1ZM36 192V193H37ZM49 192V193H48ZM11 194H12V192H10ZM22 192H20V194H21ZM36 193H35V195H36ZM69 193V192H68ZM23 194V193H22ZM63 195V196H62ZM25 196H28V194H26ZM61 196H62V198H61ZM242 198V199H241ZM12 199H13V201H12ZM44 199L47 201V202H45V203H43V201H44ZM226 199V200H225ZM235 199L237 200V205H239L238 204V201H239V203H241V206H239V207H242L243 208V205H242V202H244V201H247L248 200V202H249V204L251 205V204H253L252 206L255 208L256 206L258 207L256 210L254 209V208H252V206H250L249 204H248V206H250V208H246V207H248V206H245V208H241L242 210H240L239 208H237V205H236V203H234V201H235ZM240 199H241V202H240ZM38 200H39V202H38ZM50 202H49V201ZM35 204H34V203ZM67 202V201H66ZM236 202V201H235ZM248 202H244V204L246 205V203H248ZM258 202V203H257ZM16 203V204H15ZM40 203H41V205H45V206H47V207H49L50 205L48 204V203H52L51 204V211L48 209V208H46V209H48V210H46L45 208H44V215H43V217H44V219H41L42 218V214H41V212L42 211H40L41 209L40 208H43V206L41 207L40 206V208H39V205H40ZM68 203V202H67ZM66 203V204H67ZM232 206H234V208H235V206H236V210L238 211V210H240V211H242L241 213H240V211H238L241 215L242 214H245V216L243 217V215L241 216H237L238 215V213H237V211H236V214H235V212L234 213H231V205ZM233 203H234V205H233ZM257 203V205L255 206L254 204H256ZM47 204V205H46ZM65 204V205H66ZM219 204V205H218ZM31 205H33V206H35V207H31L30 208V206ZM54 207H53V206ZM212 205V206H211ZM222 205V206H221ZM38 208H37V207ZM44 206V207H45ZM218 206H220V207H222V208H219ZM25 210H24V209ZM28 208H30L31 210L33 209V208H37L36 210H34L33 209V212H37V213H39L40 212V216H39V214H37L38 216H36L35 215V213H33L30 209H28ZM196 208H197V210H196ZM211 208V210H209ZM234 208H233V210H232V212L233 211H235L234 210ZM27 209V210H26ZM39 209V210H38ZM223 209V210H222ZM227 211H225V210ZM249 209V210H248ZM251 209V210H250ZM253 209L255 210V211H257V213L255 212L254 213V211H253ZM30 210V211H29ZM39 212H38V211ZM202 210V211H201ZM18 211H21V212H18ZM53 211H54V209H53ZM246 211V212H245ZM249 211V212H248ZM18 212V213H17ZM46 212H50V214L49 213H46ZM248 212V213H247ZM253 213V214H255V216L253 215V214H251V216L253 215V219L252 218H250L249 217V215H250V213ZM53 213V212H52ZM212 213H213V215H212ZM1 214H3V215H1ZM15 214V215H14ZM47 214H49L48 215V217H47V219L45 218L46 216H47ZM53 214H55V212L53 213ZM52 214V215H53ZM188 214V213H187ZM210 214H211V216H210ZM215 214V215H214ZM232 214V215H231ZM233 214H235L236 216H233ZM247 214V215H246ZM16 215L18 216V215H21V217H16ZM46 215V216H45ZM51 215V216H52ZM56 215V214H55ZM257 215V216H256ZM15 216V217H14ZM172 216V215H171ZM171 216H169V217H171ZM173 216H175V215H173ZM246 216H248L247 218L249 219H246L245 217ZM262 217L263 219H262V221L260 220L261 218L260 217ZM40 217V218H39ZM55 216H53V218H54ZM72 217V216H71ZM220 217H221V219H220ZM241 217H243L244 219H242ZM256 217V218H255ZM50 218H52V217H50ZM50 218H49V220H50ZM259 218V219H258ZM250 219L251 220H253V221H255V220H258L257 222L255 221V222H253V221H250ZM6 221H7V224H8V227H7V225H5L6 224ZM54 221V220H53ZM151 221H153V219L152 220H150V222ZM260 221L263 223V225L262 224H260ZM38 222H40V223H38ZM234 222H235V224H234ZM250 223V225H249V223ZM253 222V223H252ZM255 223H257V225H259V226H257V225H255ZM41 224V225H40ZM45 224H47V223H45ZM219 224V223H218ZM236 224H238V225H236ZM247 224H248V226H247ZM168 225L169 224H164V225H162V224H160L158 227L160 228V229H166L167 227H168ZM217 225V226H216ZM245 226V227H243L242 228V230H239V229H241L240 227H242V226ZM262 225V226H261ZM4 226V227H3ZM55 226V225H54ZM257 226V227H256ZM234 227L236 228L237 227V232H236V230H234ZM261 227V228H260ZM239 228V229H238ZM224 231H223V230ZM243 229H245L244 231H243ZM261 229V230H260ZM220 230H222V231H220ZM234 230V231H233ZM259 230H260V232H262V233H260L259 234ZM172 231V230H171ZM238 231H241V234H240V232L238 233ZM242 231H243V233H242ZM222 234H221V233ZM228 232V233H227ZM235 232V233H234ZM256 232V233H255ZM48 233V232H47ZM179 233V232H178ZM177 233V234H178ZM234 233V234H233ZM238 233V234H237ZM6 234V233H5ZM180 234V233H179ZM214 234V233H213ZM216 234V233H215ZM214 234V238H216L217 239V237H215L216 235ZM221 234V235H220ZM235 234H237L236 236H235ZM257 234V235H256ZM239 235V236H238ZM240 235L243 237H240ZM259 235H261V236H259ZM1 236H3V234L1 235ZM232 236V237H231ZM245 237H247V236H245ZM231 238V239H230ZM233 238V239H232ZM236 238H238V239H236ZM259 238V239H258ZM261 238H263V239H261ZM221 239H223V237H221ZM220 238H218V240H214V242H215V245H216V242L217 241H219V240H221ZM246 239V238H245ZM244 239V240H245ZM224 240V239H223ZM260 240V241H259ZM5 241V240H4ZM230 241V242H229ZM245 241H248V239L247 240H245ZM225 242H226V245H225ZM230 244H229V243ZM248 242H250V241H248ZM218 243V242H217ZM236 243V244H235ZM244 243H246V244H244ZM257 243V244H256ZM231 244H233L232 246H231ZM237 244H240V245H238V246H241V244L243 245H246L245 247H244V245L243 246H241V247H244L242 250L241 249H235L234 248V246L236 247V245ZM250 244H248V245H250ZM218 245V244H217ZM217 245H216V247H217ZM252 245H251V247H252ZM261 246H262V248H261ZM221 247V248H222ZM230 247L233 249V252H232V249H230ZM230 249V250H229ZM235 249V250H234ZM221 250H219V251H221ZM227 250H229L230 252H232V253H229ZM254 250V251H253ZM262 250V251H261ZM229 254H228V253ZM217 253H218V251H217ZM226 253H227V255H228V257H227V255H226ZM255 253V254H254ZM261 253V254H260ZM55 255V256H54ZM58 255H59V253H47V257H51L52 256V258H58ZM213 255H214V252H213ZM213 255H211L210 257L212 258V259H214L212 256ZM215 255H216V252H215ZM220 255H218V257L220 256ZM225 255H226V257H225ZM236 255V256H237ZM243 255H245L244 257L245 258H242L243 257ZM45 256V255H44ZM59 256H61V258L63 257H67V256H63V255H59ZM220 257V258H221ZM254 257V258H255ZM256 257V258H257ZM215 258H217V257H215ZM220 258H218V259H220ZM251 259V258H249L248 259V261L251 259V261L250 262H252L253 260H256V258L255 259ZM223 259H220V261L219 260H217L218 261V263L217 264H219V262H221L220 264H222L223 262L221 261V260H223ZM244 259V260H243ZM0 260H4V258H2V257H0ZM216 260V259H215ZM223 260V261H224ZM228 260H229V262H228ZM232 262L234 261L233 260V257H232ZM234 261V264H236V262ZM231 262V263H232ZM241 262V263H242ZM41 264H43V262H40ZM40 263H36V264H40ZM227 263H225V264H227ZM231 263H229V264H231ZM233 264V263H232ZM239 264V263H238ZM252 264V263H251ZM253 264H256V262L254 263L253 262ZM257 264H259L258 262H257ZM261 264V263H260ZM263 264V263H262Z\"/></svg>",
    "mask_w": 264,
    "mask_h": 264
},
{
    "label": "bare ground",
    "instance_id": "2",
    "mask_svg": "<svg viewBox=\"0 0 264 264\" xmlns=\"http://www.w3.org/2000/svg\"><path fill=\"white\" fill-rule=\"evenodd\" d=\"M121 1V0H120ZM124 1V0H123ZM130 1H132V0H130ZM229 1V0H228ZM227 0H226V2H225V4L227 5V4H230L231 3V1H229L228 2ZM234 0H232V2H233ZM237 1V0H236ZM240 1H242V0H240ZM239 1V3H240V5L239 6H241V3H243V5L242 6H244V1H242V2H240ZM261 0H258V2H260ZM213 2V4H214V1H212ZM218 2H220V1H218ZM247 2V3H246ZM255 2V1H254ZM257 2V0H256V2L255 3H258ZM264 1L262 0L261 2H260V4H258V5H260V6H263V9H264V4H262ZM235 3V5H236V2H234ZM245 3L246 4H248V1L246 0L245 1ZM252 3V2H251ZM251 3H249V5L251 4ZM212 4V3H211ZM232 5H230V7L231 6H234L235 7V5L233 4V3H231ZM224 4L222 3V1H221V6H223ZM257 5V4H256ZM257 5V6H258ZM210 6H212V5H210V2H209V4L206 6L205 5V7L206 8H204V7H202V8H204V10L205 9H207V8H209ZM220 6V5H219ZM219 6H217V7H219ZM225 6V5H224ZM229 6V5H228ZM227 6V8L229 9L230 7H228ZM248 9H249V7L247 6V5H245ZM255 5H253V3H252V5H250V7H254ZM213 7V10H212V8L210 7L209 9H211L210 11H212L211 12V15L212 16H210L209 14H207L208 15V17H204V16H207V15H204L203 14V16H202V19H203V17H204V19L205 18H207V19H205V20H203V21H207V20H209V22L211 21L210 19H212L213 20V22L214 21H217V19L219 18H222V16H223V13L225 12V14H224V16L225 15H227L228 14V17H229V19L231 18L232 19V21H233V19H234V15H236V18L234 19V22H235V20L238 18V17H240V16H247V14H249V15H251V13H249V12H251L250 10H248L247 8V10H248V12L247 11H243V12H241V13H239V14H245L246 12V14L245 15H238L237 13H238V11H237V13H235L236 12V10H235V8L237 7L238 8V6H236L235 8L234 7H232L231 9H233L234 8V11H232L231 9H230V11H228V10H226L225 9V7L223 8V10H225V11H222V10H220L219 8H216V6H212ZM167 8V7H166ZM214 8H216V9H214ZM236 8V9H237ZM241 8H244V7H241ZM262 8V7H261ZM260 8V9H261ZM262 9V10H263ZM164 10V9H163ZM208 10V9H207ZM207 10H205V13L207 12V13H210V12H208ZM214 10H216V11H222V13L221 12H216V14H215V12H214ZM237 10H239L240 11V8L239 9H237ZM252 10L254 11V9L252 8ZM256 11H257V8L255 9ZM166 11V10H165ZM252 11V12H253ZM260 11V10H259ZM169 12V11H168ZM233 14V16H231V14ZM164 13V12H163ZM213 13V14H212ZM219 13V14H218ZM221 13V14H220ZM254 13V12H253ZM256 13H258V11L256 12ZM256 13H255V15H256ZM162 14V13H161ZM165 14H167V12L166 13H164V15ZM171 14V13H170ZM215 14V15H214ZM172 15V14H171ZM175 15V14H174ZM173 15V16H174ZM214 15V16H213ZM217 15V16H216ZM220 15H222V16H220ZM253 15V14H252ZM251 15V16H252ZM166 16V15H165ZM164 16V17H165ZM168 16H169V14H168ZM167 16V17H168ZM173 16H170V18H172ZM220 16V17H219ZM224 16H223V18H224ZM175 17V16H174ZM186 17H188V16H186ZM210 17H212V18H210ZM215 17V18H214ZM227 17V18H228ZM260 17V16H259ZM258 16H257V18H259ZM263 17V16H262ZM185 18V17H184ZM210 18V19H209ZM175 19V18H174ZM183 19V18H182ZM191 18H189L188 20H190ZM201 19V20H202ZM219 19H218V21H217V23H216V25H218L217 27H215V29H212L213 31H216V33H212L213 31L211 30L210 31V33H208V34H211L212 35V37H216V36H219V35H217V32H218V34H220V29L218 28L219 27V25H221V24H219V23H224V21H225V19H223V21L220 19V21H219ZM171 20H173V19H171ZM176 20V19H175ZM178 20V19H177ZM186 20V19H185ZM42 22H43V20H41ZM222 21V22H221ZM173 22V21H172ZM176 22V21H175ZM187 22V21H186ZM186 22H185V25H186ZM191 21H188V23L191 25H193V23H190ZM193 22V21H192ZM208 22V21H207ZM227 24H228V26H229V24L230 23H228L227 21H225ZM242 22V21H241ZM181 23H182V20H181ZM187 23V24H188ZM226 23H224L225 24V26L227 27V24ZM237 23V22H236ZM27 24V23H26ZM43 24V23H42ZM174 24H176V23H174ZM238 24V23H237ZM182 25H184V22L182 23ZM191 25V26H192ZM232 24H230V26H231ZM248 25V24H247ZM251 25V24H250ZM223 28L225 27V26H223V24L221 25ZM225 27V28H226ZM41 28V27H40ZM186 28V27H185ZM221 28V27H220ZM222 28V29H223ZM224 28V29H225ZM228 28L229 27H227L226 29H227V31H229V30H231V29H229L228 30ZM181 29V28H180ZM183 29V33H185L184 31L185 30H189V28H186L185 30H184V27L182 28ZM190 29H191V27H190ZM177 30H178V28H177ZM208 30H210V29H208V28H203V30H202V33H205V32H207ZM165 31V30H164ZM176 31V30H175ZM186 31V32H187ZM192 31V30H191ZM190 31V32H191ZM226 31V30H225ZM245 31V30H244ZM68 33H69V31H67ZM149 32V31H148ZM159 32V31H158ZM169 32V31H168ZM177 32V31H176ZM231 32V31H230ZM56 33V32H55ZM72 34H73V32H71ZM79 33H80V31H79ZM166 33V32H165ZM164 33V34H165ZM179 33H180V31H179ZM178 33V34H179ZM228 33V32H227ZM46 34V33H45ZM71 34V37H74V38H76V36L74 35H72ZM141 34V33H140ZM146 34V33H145ZM145 34H143V36L145 35ZM150 34V33H149ZM154 34H156V33H154ZM170 34H172V33H170ZM173 34H174V32H173ZM43 35V34H42ZM53 35V34H52ZM55 35V34H54ZM85 35V34H84ZM151 35V34H150ZM166 35V34H165ZM177 35V34H176ZM175 35V36H176ZM189 35L190 34H188V37H187V39H189ZM9 36H10V34H9ZM25 36H26V34H25ZM46 36V35H45ZM51 35L49 34V37H50ZM66 35H64V38H61L60 37V35H59V38L60 39H63L62 41H65L66 39L65 38H67V40L69 39V40H71L70 39V36L69 37H65ZM80 36V35H79ZM143 36H142V38H143ZM146 36V35H145ZM144 36V37H145ZM152 36V35H151ZM174 36V35H173ZM178 36V35H177ZM176 36V37H177ZM38 37V36H37ZM78 37V36H77ZM88 37V36H87ZM160 37V36H159ZM184 37V39L186 40V38H185V36H183ZM191 37V36H190ZM74 38L72 39V40H74ZM137 38V37H136ZM161 39L163 38V40H164V37H160ZM45 39V38H44ZM49 39V38H48ZM57 39V38H56ZM59 39V40H60ZM65 39V40H64ZM84 39V38H83ZM82 39V40H83ZM150 39V38H149ZM153 38L151 37V40H149V42L151 41H153L154 39H156L155 37H154V39L152 40ZM172 39V38H171ZM170 39V41H171V43H172V40ZM182 39V38H181ZM191 39V38H190ZM67 40L65 41V42H67ZM71 40V41H72ZM79 40V39H78ZM87 40V42H88V39H86ZM139 40V39H138ZM142 41H144V40H147L146 38H144V39H141ZM140 40V41H141ZM158 40V39H157ZM166 40V39H165ZM185 40H183V41H185ZM205 40V39H204ZM19 41V40H18ZM51 41L53 42L54 41V39H51ZM51 41H50V43H51ZM61 40L59 41V43H61L62 42ZM70 41V42H71ZM76 40H74V42H75ZM80 42H81V39L79 40ZM90 41V40H89ZM141 41V42H142ZM168 41H169V39H168ZM206 41V40H205ZM31 42V41H30ZM29 42V43H30ZM37 42V41H36ZM36 42H35V44H36ZM39 42V41H38ZM47 42L48 41H46V45H47ZM55 42V41H54ZM54 42L53 43H51L52 45H54ZM70 42H67V43H69L70 44ZM72 43V44H70V45H68V47L69 46H71V45H73V44H75L74 46H71L72 47V51L70 50L71 49V47H69V50L71 51V52H69V53H66L65 52V50H64V53H63V51L61 50V45L59 44V43H55L56 45L58 44L59 45V47L60 48H57V47H55V49L57 48L58 49V51H56L57 53H59V56L58 57H56L55 58V60L58 58V62L60 61V59L61 60H66L67 62H72V61H70V60H72L73 58H74V56H77L78 57V55H79V53H80V50H81V43H78V41L77 42H75V43ZM84 42V41H83ZM91 42V41H90ZM146 42H148V40L146 41ZM148 42V44H150L149 46H147V48L148 49H150V46L152 45V46H155L156 44H158L159 43V41L156 43L155 41L151 44V43H149ZM165 43H166V41H164ZM64 43V42H63ZM135 43V42H134ZM156 43V44H155ZM163 43V42H162ZM173 43H174V41H173ZM172 43V44H173ZM180 43H182V41L180 42ZM17 44V43H16ZM23 45H24V43H22ZM31 44V43H30ZM33 44V43H32ZM35 44H33V47H34V45ZM49 44V43H48ZM51 44H50V46H51ZM62 44V43H61ZM85 44V43H84ZM83 44V45H84ZM90 44V43H89ZM155 44V45H154ZM174 44H176V43H174ZM179 44V43H178ZM18 45V44H17ZM38 45V44H37ZM42 45V44H41ZM62 45H64V44H62ZM161 45V44H160ZM159 45V46H160ZM165 45V44H164ZM168 45V44H167ZM39 46H40V42H39V45L36 47L37 49L39 48ZM43 46V45H42ZM42 46H40V48H42ZM45 46V45H44ZM49 46V45H48ZM64 46H66V45H64ZM87 46V45H86ZM151 46V48H154V47H152ZM158 46V48H160ZM171 46V45H170ZM174 47H172V48H176V46L177 45H173ZM220 46V45H219ZM31 47H32V45H31ZM63 47V46H62ZM83 47V46H82ZM85 47V46H84ZM83 47V48H84ZM156 47V49H157V46H155ZM163 47V46H162ZM161 47V48H162ZM166 47V46H165ZM165 47H164V49H165ZM35 48V47H34ZM35 48V49H36ZM39 48V49H40ZM45 48V47H44ZM63 48H65V47H63ZM88 48H90V45H89V47ZM93 48V47H92ZM147 48H145V50H146V53L148 52V49ZM170 47L168 46V47H166V50L168 51V49H169ZM23 49L24 50H26V48L23 46ZM35 49H33V51L35 50ZM48 49H50L49 47H48ZM53 49V48H52ZM51 49V50H52ZM68 49V48H67ZM85 49V48H84ZM155 49V48H154ZM163 49V48H162ZM171 49V48H170ZM223 49H225V48H220V51H223ZM51 50H50V52H51ZM54 50V49H53ZM60 50H61V52H60ZM158 51H159V49H157ZM161 50V49H160ZM176 50V49H175ZM187 50V49H186ZM23 51V50H22ZM29 51V50H28ZM40 50H37L36 52H34V55H35V53H37L34 57H37V55H39L38 56V58L40 57H42V53H41V51L39 52ZM68 51V50H67ZM88 51V50H87ZM161 51H163V50H161ZM170 51V50H169ZM224 51H226V49L224 50ZM12 52H14V53H17V52H15L14 50L12 51ZM19 52V51H18ZM24 52H27V50L26 51H23V53ZM30 52L32 53V51L30 50ZM30 52H28L29 54H30ZM48 51H46V53H47ZM55 52V51H54ZM84 52V51H83ZM156 52V51H155ZM155 52H154V54H155ZM174 52V51H173ZM214 53L216 52V50H214L213 51ZM212 52V53H213ZM27 53V54H28ZM39 53H41V54H39ZM49 53V52H48ZM52 53H53V51H52ZM57 53H54V55H52V57L53 56H57ZM60 53H62V54H64V56H65V54H66V56L64 57L62 54V57H61V55H60ZM145 53V55L147 56V54ZM152 53V52H151ZM151 53H149L148 55H150ZM159 53V52H158ZM162 53H164L165 54V52L163 51ZM166 53H168L169 54V52H166ZM178 53V52H177ZM184 53H185V51H184ZM187 53H188V55H189V52H188V50H187ZM199 53H202V52H198V53H196V54H199ZM210 53V52H209ZM233 53V52H232ZM18 54H20V53H18ZM17 54V55H18ZM50 54V53H49ZM68 54V55H67ZM84 54H86L85 52H84ZM143 54V53H142ZM141 54V55H142ZM168 54H165V55H168ZM172 54V53H171ZM170 54V55H171ZM186 54V53H185ZM185 54H184V56H185ZM196 54H195V56H191V58H194V57H196ZM203 54H204V56L206 55V53L205 52H203ZM203 54H201L202 56H203ZM222 54V53H221ZM224 54H226V52H223V55ZM6 55V54H5ZM11 55H13V53L11 54V52H10V55H9V57L11 56ZM26 54L24 53V56H25ZM31 56H33L32 54H30ZM30 55H28V57L26 58V59H29V57H30ZM41 55V56H40ZM51 55H49V56H47V57H50ZM80 55H83L82 54V50H81V53H80ZM144 55V54H143ZM156 55V54H155ZM164 55V56H165ZM179 55V54H178ZM187 55V56H188ZM209 55H211V53L209 54ZM231 55V53H229V56ZM233 55V54H232ZM4 56V55H3ZM44 56V55H43ZM84 56H86V55H84ZM161 57L162 58V56L163 55H161L160 53H159V55H157V57H154V59L155 58H158V57ZM164 56H163V60L161 59V62H159L160 60H158V59H160V58H158V59H155V60H153V59H150L149 61L152 63V64H150V62H149V65L151 66V65H154V62H155V65L159 62V63H162V61L164 62V64L162 63V65H163V67L162 68H164V65H166L167 63L165 62V59L168 57H166V58H164ZM176 56H177V54H176ZM175 55L173 56V58L174 57H176ZM180 56H181V54H180ZM184 56H182V57H184ZM198 56V55H197ZM199 56H200V54H199ZM202 56H200L199 57V61H200V63H201V59H203L204 58V56L202 57ZM220 54L219 55H217V56H215V58L217 57V62H215L216 60L214 59V57H213V54H212V57H213V61L214 62H212V63H217L214 67H211V64H210V67H208V60L209 59H207V56H205V59H207V65H206V67H208V68H206V67H204V68H200V70H199V67L201 66L202 67V64H203V62L205 61V60H203V62H202V64L200 65V66H198L197 65V63L195 64V65H197L196 67H197V69L200 71V73L202 72V74H204L203 76H206L205 74L207 73L208 75H209V73H210V75H213V72H215V73H217L218 71H216V70H218V68L217 67H219L221 64H222V62L221 61H223V59L221 60L220 59ZM227 56H228V54H227ZM226 55H225V57H227ZM228 56V57H229ZM258 56V55H257ZM263 56V55H262ZM15 56H12L11 57V59H13ZM18 57V56H17ZM20 57H22L23 58V54H21V56ZM34 57H33V59H34ZM61 57V58H60ZM68 57V58H67ZM141 57H143V56H141ZM148 57V56H147ZM146 57V58H147ZM171 57V56H170ZM169 57V58H170ZM189 57V56H188ZM202 57V58H201ZM208 57H211V56H208ZM221 57H222V55H221ZM224 57V56H223ZM232 57H234V56H231V58ZM2 58H4V57H2ZM8 58V57H7ZM39 58V59H40ZM44 58V57H43ZM43 58H42V60H43ZM46 58V57H45ZM66 58V59H65ZM150 57H148L147 58V60L149 59ZM151 58H152V56H151ZM172 58V57H171ZM186 58V57H185ZM184 58V59H185ZM190 58V59H191ZM198 58V57H197ZM197 58H195V60L194 59H192V61L194 62V61H196L197 60ZM201 58V59H200ZM220 60H219V59ZM257 58V57H256ZM10 59V58H9ZM18 59V58H17ZM32 59V60H33ZM37 59V58H36ZM36 59H34V62H35V60ZM38 59V60H39ZM75 59V58H74ZM78 58H76L75 60L77 61V62H80L79 60H77ZM81 59H82V57H81ZM145 59V58H144ZM143 59V60H144ZM168 59V58H167ZM176 60L178 59L177 57L175 58ZM181 59L182 58H180V60L179 61H181ZM189 59V58H188ZM211 59V58H210ZM229 59V58H228ZM236 58L234 57V60H235ZM253 59V58H252ZM13 60H15V58L13 59ZM30 60V59H29ZM37 60V61H38ZM41 60V59H40ZM42 60H41V62H42ZM54 60V61H55ZM75 60H73V62L75 61ZM85 60V59H84ZM137 60V59H136ZM146 60V59H145ZM152 60V61H151ZM172 60V59H171ZM248 60V59H247ZM264 60V59H263ZM12 61V60H11ZM22 61H24V59L22 60ZM28 60H26V62H27ZM31 61V60H30ZM45 61V60H44ZM57 61V60H56ZM83 61V60H82ZM138 61H140L139 59H138ZM225 61V60H224ZM223 61V63H225V64H227V62L229 61H226V62H224ZM244 62H245V60H243ZM243 61H241V63H239V61H238V63L239 64H235V62H234V64L237 66V65H241L242 64V62ZM259 61V60H258ZM14 62V61H13ZM12 62V63H13ZM46 62H48V61H46ZM45 62V63H46ZM51 62L53 63V61L51 60ZM63 62H65V61H63ZM87 62V61H86ZM134 62L135 61H133V63L132 64H134ZM168 62H169V60H168ZM174 62H175V60H174ZM174 62H173V64L172 65H174ZM182 62V61H181ZM218 62H220V63H218ZM231 62V61H230ZM233 62V61H232ZM254 62V61H253ZM256 62V61H255ZM11 63V62H10ZM16 63V62H15ZM18 63H20V60L18 61ZM27 63H29V62H27ZM32 63H33V61H32ZM44 63V62H43ZM50 62H48L47 64L48 65H51V64H49ZM61 63H62V61H61ZM83 63H84V61H83ZM138 63V62H137ZM157 64L158 66L157 67H160L159 69L158 68H156V67H154V68H152V67H147V66H142L141 65V63H139L138 65H139V67H140V65L142 66V67H147L148 69H145V72L143 71H141V73H140V76H137L138 75V73H139V71H138V68H136V67H138V65L136 66V67H134L133 69H134V72H135V68L137 69L136 70V72H137V74H135L134 75V73L133 72H128L129 74H133V75H131V77L133 76L134 78L135 77H138L139 79H140V81H144L143 83H145V81H146V83L145 84H142V88H145L146 86L148 87H150V85H151V90H157L158 88H159V86H157V82H159L160 83V81L161 80H164L165 78L166 79H168V77L170 76H174V74H173V72L176 70L177 71V69H175V70H173L174 68H177V67H174L173 68V66H170V64H171V62L169 63V66L171 67H168L167 65L165 66V67H167V69L166 70H169L168 68H170V70L169 71H165V72H163L164 70H165V68H164V70L161 68V65L160 64ZM177 64H178V66L180 65V63L177 61L176 62ZM184 63V62H183ZM189 63H191V60L186 64V62H185V64H186V66L189 64ZM200 63H198V64H200ZM205 63V62H204ZM210 63V62H209ZM38 64H39V66L41 65L40 64V62H38ZM46 64V66L48 67V65ZM54 64V63H53ZM68 65L67 66H69V65H72L73 66V64H70V63H67ZM76 64L77 63H75L74 64V67L76 66ZM143 64H144V62H143ZM145 64H147L148 65V63H145ZM182 64V63H181ZM192 64V63H191ZM189 65L187 68L190 70V68L192 69V71L194 72V73H196L195 71L197 70L196 68H194L195 67V65H194V63H193V66L194 67H192V65ZM233 64V65H234ZM245 64H247V62H245ZM248 64H250V63H248ZM253 64V63H252ZM251 64V65H252ZM20 65H23L22 63H20ZM25 65V64H24ZM23 65V66H24ZM29 65V64H28ZM34 65V64H33ZM35 65H37V63H35ZM43 65V64H42ZM41 65V66H42ZM55 65H56V63H55ZM55 65H51V67L52 66H54V67H56ZM65 65H66V63H65ZM64 64H63V66H65ZM78 65V64H77ZM148 65V66H149ZM160 65V66H159ZM231 65V64H230ZM230 65H226V66H230ZM242 65H244V63L242 64ZM259 65V64H258ZM13 66V65H12ZM11 66V67H12ZM17 65L15 64V66H13L12 67V69L15 71V69L16 68H14V67H16ZM19 66V65H18ZM18 66H17V68H18ZM22 66V67H23ZM31 66V65H30ZM29 66V67H30ZM41 66H40V68H41ZM44 66H45V64H44ZM59 66V65H58ZM67 66H65L64 67V70H62V71H60V72H65V69H67V68H69V67H67ZM71 66V67H72ZM186 66H183L182 67V65L180 66V67H182L183 69H186L187 70V68H186ZM191 66V67H190ZM222 66V65H221ZM225 66V70L224 71H226V68H228V67H226ZM232 66V65H231ZM252 66H254V65H252ZM263 66V65H262ZM34 67V66H33ZM33 67H32V69H33ZM36 67V66H35ZM38 67V66H37ZM53 67V68H54ZM60 67H62V65L61 66H59L58 68H55L54 70H56V69H58V71L60 70ZM71 67L69 68L70 69V71H69V69H68V72H71V71H73V69H71ZM130 67H132V66H130ZM128 68V69H130L129 71H131V68ZM223 67V66H222ZM233 67H235V66H233ZM242 67V66H241ZM246 67V66H245ZM28 68V67H27ZM31 68V67H30ZM30 68H28V70H31L32 71V69H30ZM39 68V69H40ZM52 68V69H53ZM220 68V67H219ZM232 68V67H231ZM239 68V67H238ZM238 68H236V69H238ZM243 68V67H242ZM250 68V67H249ZM254 68H255V66H254ZM253 68V69H254ZM260 68V67H259ZM4 69H7V68H4ZM11 69V70H12ZM19 69V68H18ZM18 69H16V70H18ZM21 69V68H20ZM23 69V68H22ZM38 69V71L40 72V70ZM42 69V68H41ZM47 70H48V68H46ZM46 69H45V72H46ZM49 69H50V67H49ZM61 69H63V68H61ZM183 69L181 70V69H179V71L181 70V72H180V74L182 73V71H183ZM194 69V70H193ZM229 69H230V67H229ZM240 69V68H239ZM238 69V70H239ZM245 69V68H244ZM252 69V68H251ZM8 70V69H7ZM27 71V69H26V67H24V70L23 71ZM171 70H173V71H171ZM197 70V71H198ZM223 69H221V71H222ZM241 70V69H240ZM239 70V71H240ZM243 70V69H242ZM247 70V69H246ZM261 70V69H260ZM264 70V69H263ZM4 71H6V70H4ZM38 71H34V69H33V71H32V74H33V76H32V74H31V78L28 76H26L28 79H32L33 77H35V78H33V79H36V75H37V73H38ZM57 71V70H56ZM55 71V72H56ZM123 71V70H122ZM175 71V72H176ZM192 71H187L188 73L187 74H189L190 72H192ZM199 71H198V73H196V76L198 75H200V73H199ZM203 71H207V72H203ZM230 71V70H229ZM233 71V70H232ZM251 71V70H250ZM250 71H245L244 72V70L242 71V72H244L245 74H246V72H247V74H248V76L250 77V75L251 76H253L252 75V73H250ZM7 72V71H6ZM15 72H18V71H15ZM22 71H20V74L22 75V73H21ZM36 72V73H35ZM54 72V71H53ZM54 72V74H56ZM59 72V73H60ZM67 72V71H66ZM66 72H65V74H66ZM68 72H67V74H68ZM124 72V71H123ZM126 72V71H125ZM124 72V73H125ZM135 72V73H136ZM174 72V73H175ZM226 72H228V71H226ZM225 72V73H226ZM231 72V71H230ZM229 72V73H230ZM235 72V71H234ZM27 73V72H26ZM26 73H24L25 75H27ZM36 75H35V74ZM163 73V75H164V77H163V75L161 76V74ZM177 74L176 75H180V74H178V72H176ZM184 73H186L185 72V70H184ZM212 73V74H211ZM229 73H228V78H229V76H231V75H229ZM231 73H233V72H231ZM236 73H237V71H236ZM255 73V72H254ZM253 73V74H254ZM260 73V72H259ZM17 74V73H16ZM28 74H30V71H28ZM127 74V73H126ZM187 74H186V79H188L187 78ZM202 74L200 75V76H202ZM219 75H220V72L218 73ZM227 74V73H226ZM240 74V73H239ZM246 74V75H247ZM250 74V75H249ZM20 75V76H21ZM25 75H24V77H25ZM35 75V76H34ZM123 75H125V74H123ZM128 75V74H127ZM126 75V76H127ZM175 75V76H176ZM184 74L182 73L181 74V76H179V77H182ZM209 75V76H210ZM218 75V76H219ZM222 75V74H221ZM235 75V74H234ZM237 75V74H236ZM242 76H243V74H241ZM246 75H244L243 77L244 78H246ZM129 76V75H128ZM160 76L162 77V79H160V81L158 80L159 78H160ZM172 76V79L174 78V80L176 79V78H178V76H176V78H175V76L173 77ZM189 76V75H188ZM196 76H194L193 78H194V80L196 81V82H198L196 79H195V77ZM215 76H217V75H215ZM239 76V75H238ZM242 76H240L239 78H240V81L242 80V82H243V84H245L246 86L247 85H250V84H248L249 82H253L254 83V81H249L248 79V81H247V84L245 83V81L242 79L243 77ZM25 77V78H26ZM132 77V78H133ZM159 77V78H158ZM169 77V78H170ZM191 77H192V73H191ZM212 77V79H214V80H217L218 81V79H216V78H214L213 76H211ZM226 77V76H225ZM232 79H228V78H226L227 79V81H232V80H234V78H235V76H233V74H232ZM26 78V79H27ZM132 78H130V76H129V78L128 79H131L132 80V82L131 81H129V82H131L132 84H133V86L135 85V83L137 82V81H139L138 80V78L137 79H134V80H137V81H135V83L133 82L134 80L132 79ZM164 78V79H163ZM204 78V77H203ZM207 78H209V77H207ZM231 78V77H230ZM237 78V77H236ZM235 78V79H236ZM32 79V80H33ZM39 78H37V80H35V82L36 81H39L38 80ZM171 79V78H170ZM179 79V78H178ZM190 79V78H189ZM188 79V80H189ZM212 79H211V81H212ZM238 79V78H237ZM262 79V78H261ZM173 80V81H174ZM182 80V79H181ZM181 80L179 79V80H177L176 79V81H179L180 83H182L183 82V80H182V82H181ZM185 80V79H184ZM188 80H186V82L185 83H188L189 81ZM193 80V81H194ZM198 80H204V79H200V77L198 78ZM210 79H206L205 78V80L204 81H209ZM165 81V80H164ZM168 81V83H169V81L170 80H167ZM172 81V80H171ZM175 81V82H176ZM193 81H192V85L190 86V88L193 90V92H192V94H195L197 91L196 90H198V89H195L194 87H193V84L194 83H196V82H194L193 83ZM219 81H220V79H219ZM226 81V82H227ZM235 81H237V80H235ZM239 81V80H238ZM257 81V80H256ZM22 82H24V85H23V83H21V82H19V83H21L20 84V86L22 85V87L24 86H26L25 84H28L29 82H30V80L28 81V82H26L25 83V81H22ZM147 82H148V84H147ZM162 82V81H161ZM175 82H172V83H175ZM179 82H176L177 84L179 83ZM213 82V81H212ZM225 82V83H226ZM259 82V81H258ZM262 81L260 80V83H261ZM31 83V82H30ZM149 83H151L150 85H149ZM154 83H156V84H154ZM158 83V84H159ZM167 83V85H166V82L164 83L165 84V86H164V89L165 88H167L168 87V84ZM213 83H215V82H213ZM218 83V82H217ZM217 83H215V84H217ZM220 83V82H219ZM257 83V82H256ZM32 84H33V82H32ZM154 84V85H153ZM163 84V85H164ZM199 84V83H198ZM198 84H196L197 86H198ZM139 85V84H138ZM146 85V86H145ZM155 85L157 86V88H155L154 89V87H155ZM162 85V86H163ZM199 85H201V81H200V84ZM203 86H204V84H202ZM34 86V85H33ZM154 86V87H153ZM162 86L160 85V89L162 88ZM170 86H173V84L172 85H170ZM188 86V85H187ZM197 86H195L196 88H198ZM206 86V85H205ZM253 85H251V87H252ZM256 86H257V84H256ZM27 87H28V85H27ZM146 87V88H147ZM153 87V88H152ZM202 87V86H201ZM249 87V86H248ZM9 88V87H8ZM30 89H31V87H29ZM35 88V87H34ZM137 88H138V86H137ZM139 88H140V86H139ZM146 88H145V90H146ZM204 88V87H203ZM250 88V87H249ZM255 88V87H254ZM5 89H7V87H5ZM20 89V88H19ZM28 90V88H26L25 87V90ZM29 89V90H30ZM33 89V88H32ZM194 89H195V91H194ZM24 90V89H23ZM23 90L21 89L20 91H21V93H25V91L23 92ZM27 90H26V95H27V99L25 98V96H23V94H21V96H23V97H18V95H20V93L17 91V93L18 94H16V92L14 93V96H15V98H17V100L15 99V104H19L18 106H20V107H22L21 105V103L23 102V100H22V98H25L26 100H24V102L26 101V103H24V107H23V109H24V111H25V113H26V109L27 108H30V111L32 110H34V108L33 107H31L34 103H36L37 102V105L38 106H43L44 104H46V102H48V100L51 102V99H52V97L50 98V99H47L46 100V102L44 103V98L42 97V98H40L41 96H45V95H41L40 96V90L38 89H35L36 91H37V93H35L34 91L31 93H29V91L27 92ZM159 90V89H158ZM189 90V93L188 94H190V89H188ZM10 91V92H9ZM9 91H7L8 93H12L11 92V89H9ZM38 92H40V93H38ZM143 92V91H142ZM184 93H186L185 92V88H184V91H183ZM195 92V93H194ZM27 93H29L30 95L32 94V95H34V93H35V96H33V98H34V100H33V102L31 101V105H29L28 103H27V100L30 102V100L31 99H33L32 98V95H31V97L29 98V95L27 94ZM247 94H248V92H246ZM258 93V92H257ZM36 94H37V97H36ZM38 94H39V96H38ZM42 94V93H41ZM187 94V93H186ZM187 94V95H188ZM192 94H190V95H192ZM255 95H256V93H254ZM25 95V94H24ZM141 95V94H140ZM196 95V94H195ZM219 95V94H218ZM240 95V94H239ZM242 95V94H241ZM252 95V94H251ZM251 95H250V97H251ZM254 95V96H255ZM258 95V94H257ZM12 96V95H11ZM50 96V95H49ZM53 96V95H52ZM220 97L222 96V95H219ZM243 96H244V94H243ZM245 96H247L248 97V95H245ZM38 99V101L39 100H42V101H39V103H38V101L36 100V98ZM46 97V96H45ZM215 97V96H214ZM220 97H218V98H220ZM234 98H239V97H235V96H233ZM21 98V99H20ZM30 100H29V99ZM222 98H223V96H222ZM234 98H230V99H233V101H234ZM59 98H57L56 100L59 102V104H61L60 103V100H58ZM64 99V98H63ZM67 99V98H66ZM217 99V98H216ZM215 99V100H216ZM229 99V98H228ZM228 99L226 100L227 102H228ZM230 99H229V101H230ZM7 100V99H6ZM14 99H12V101H13ZM19 100H21V101H19ZM70 100V99H69ZM69 100H67V102L69 101ZM114 100H116V99H114ZM220 100H223V99H220ZM236 100V99H235ZM12 101H10L9 100V102H11L12 103ZM16 101H19V102H16ZM53 101V103H51L50 105H55V103L57 104V102H55L54 100H52ZM118 101V100H117ZM224 101V100H223ZM220 102L221 104L222 103H224L225 104V102ZM8 102V101H7ZM40 102H42L43 104H41ZM50 102H48V103H50ZM55 102V103H54ZM64 102H66V100L64 101ZM66 102V103H67ZM89 102V101H88ZM214 102V103H213ZM237 102V101H236ZM235 102V103H236ZM33 103V104H32ZM90 103V102H89ZM103 103H105V102H103ZM212 103L213 104H216V101H212ZM211 102H209V104H212ZM218 103V102H217ZM219 103V104H220ZM232 103V102H231ZM230 103V104H231ZM234 103V102H233ZM238 103V102H237ZM260 103V102H259ZM15 104L13 105V104H10V105H12L13 106V108H14V106H15ZM25 104L27 105V107L25 106ZM41 104V105H40ZM59 104H57V106L59 105ZM63 104V103H62ZM70 104V103H69ZM68 104V107L70 106L71 107V105H69ZM182 104V103H181ZM208 104V103H207ZM206 104V105H207ZM16 105V106H17ZM30 107H29V106ZM36 105V104H35ZM35 105H33V106H35ZM49 105V106H50ZM107 105H109V104H107ZM12 106H11V108H12ZM44 106H47V105H44ZM103 106H105L106 107V103L103 105ZM115 106V105H114ZM119 106V105H118ZM194 106V105H193ZM245 106V105H244ZM59 107V106H58ZM63 107V106H62ZM66 108H67V106H65ZM65 107L64 108H62L61 110H65ZM78 107V106H77ZM105 107H103L104 108V110H105ZM117 107V106H116ZM211 106L209 105V109L210 110H208V112L210 111L211 112V108H210ZM12 108V109H13ZM33 108V109H32ZM52 108V107H51ZM53 108H56V107H54L53 106ZM60 108V107H59ZM173 108H177V104L175 105H173ZM206 108H207V106H206ZM207 108V109H208ZM15 109V108H14ZM21 109V108H20ZM46 109V108H45ZM49 109V108H48ZM57 109V108H56ZM55 109V110H56ZM75 109V108H74ZM73 109V110H74ZM79 109V108H78ZM107 109H108V107H107ZM117 109H119V108H117ZM117 109H116V112H117ZM127 109V108H126ZM16 110L18 111V109L16 108ZM16 110H14L15 112H16ZM52 111L54 110V109H51ZM54 110V111H55ZM58 110V109H57ZM72 110V111H73ZM81 110H83L82 108H81ZM28 111H29V109H28ZM27 111V112H28ZM29 111V112H30ZM37 111H39V109L37 110ZM46 111H50V110H44V108H43V112L44 113H46ZM67 111H68V108H67ZM108 111V110H107ZM40 113H39V115L41 114L42 116L44 115H46V114H44L43 112H42V109H41V111H39ZM56 112V111H55ZM60 112H62V111H60ZM116 112H115V114H116ZM122 112H123V110H122ZM129 112V111H128ZM208 112H206V113H208ZM208 113L209 115L208 116H210V114L212 115V113ZM35 113V112H34ZM54 113V112H53ZM93 113V112H92ZM118 113V112H117ZM186 113V112H185ZM1 114V113H0ZM16 114H18V113H16ZM16 114H15V119L14 120H16ZM36 114V113H35ZM48 114V113H47ZM59 114V113H58ZM115 114L113 113V115L112 116H115ZM130 114V113H129ZM170 114V113H169ZM259 114V113H258ZM2 115L3 114H1V117H2ZM13 115V114H12ZM20 115L21 116H24V115H27V114H24V115H22V113H20ZM19 115V116H20ZM32 115V114H31ZM34 115V114H33ZM38 115V114H37ZM36 115V116H37ZM40 115V116H41ZM49 115H50V113H49ZM53 115V114H52ZM60 115V114H59ZM69 115V113L67 112V116ZM80 115V114H79ZM95 115V114H94ZM124 115V114H123ZM217 115V114H216ZM215 115V116H216ZM10 116V115H9ZM19 116H18V118L17 119H19ZM30 116V115H29ZM42 116H41V118H39V116H37V117H35L36 119H37V121H38V119H41L42 120ZM44 116H43V120L46 118V119H48L47 117H45L44 118ZM46 116H48V115H46ZM61 116V115H60ZM59 116V117H60ZM89 116V115H88ZM88 116H86V118L88 117ZM215 116H210V117H212L213 119L211 120V121H213L214 119H216V118H214ZM217 116H220V115H217ZM216 116V117H217ZM4 117V116H3ZM14 116H12V118H13ZM26 117V116H25ZM76 117H78L77 115H76ZM90 117H91V119L92 118H94V117H92V115H90ZM127 117V116H126ZM143 117V116H142ZM10 118H11V116H10ZM27 118V117H26ZM25 118V119H26ZM30 117H28V119L27 120H29V122H31V124H32V121H34V119L31 121L30 119H29ZM52 118V117H51ZM89 118V117H88ZM124 118V117H123ZM217 118H220V117H217ZM222 118V117H221ZM220 118V119H221ZM251 118V117H250ZM32 119V118H31ZM35 119V120H36ZM45 119V120H46ZM84 119V118H83ZM82 119V122L83 121H85V122H88V121H86V119H84L83 120ZM139 119V118H138ZM200 119H201V117H200ZM219 119V121H223L224 119H222V120H220ZM11 120V119H10ZM44 120V121H45ZM52 121H53V118L51 119ZM50 120V121H51ZM56 120V119H55ZM58 120H60V118L58 119ZM104 120H106L105 118H104ZM202 120V119H201ZM200 120V121H201ZM218 120V119H217ZM229 120H232L231 118H229ZM236 120H237V118H236ZM253 120V119H252ZM251 120V121H252ZM0 121H1V119H0ZM5 121V120H4ZM13 120H11V122H12ZM21 121V120H20ZM37 121H36V123L34 124V125H36L37 126ZM92 120H90V122H91ZM93 121L95 122V120L93 119ZM100 121H102V120H100ZM118 121V123H119V121L120 122H122V119L120 120H117ZM117 121H116V123H117ZM199 121V120H198ZM198 122V125H197V127L199 128H197L196 129V132H195V136H197V139H199L200 137H202V134L204 133L205 134V132H204V128H206V126H208L207 124H206V126L204 127V125H205V123H203V125L201 124V122ZM210 121V122H211ZM218 121V122H219ZM232 121H235L234 119L232 120ZM256 121V120H255ZM16 122H18V121H16ZM24 122H25V120H24ZM24 122H21L22 124L24 123ZM27 122V121H26ZM28 122V123H29ZM41 122V121H40ZM40 122H38L39 124H41ZM43 122V121H42ZM46 122H47V120H46ZM45 122V123H46ZM54 122V121H53ZM56 122V121H55ZM90 122H88L89 124H90ZM94 122H92V123H94ZM99 122V120H97V123ZM194 122V121H193ZM209 121L207 120V123H208ZM210 122L208 123V124H210ZM215 122H217V121H215ZM244 122H245V120H244ZM253 122V121H252ZM1 123V122H0ZM2 123H3V121H2ZM13 123V122H12ZM11 123V124H12ZM20 123V122H19ZM34 123V122H33ZM44 123V122H43ZM57 123H59V122H56V124ZM88 123H86V124H88ZM90 124V125H87V131H89L88 129L90 128V127H88V126H91V125H93V124ZM196 123V122H195ZM195 123H193V126H192V124L190 125H188V127L190 128H188L190 131H194V127H195ZM200 123V124H199ZM212 124L211 125H213L214 123L213 122H211ZM7 124V123H6ZM27 124V123H26ZM25 124V125H26ZM56 124H53V128L54 127H56ZM75 124V123H74ZM73 124V125H74ZM85 124V125H86ZM122 124V123H121ZM232 124V123H231ZM2 125V124H1ZM0 125V126H1ZM5 125V124H4ZM7 125H10V124H7ZM15 125V124H14ZM27 125H29V124H27ZM43 125V124H42ZM50 125H51V123H50ZM82 125V124H81ZM94 125L95 126H97L98 127V125L96 124V122L94 123ZM102 125H103V123H102ZM110 125V124H109ZM111 125H112V127H115V126H113V123H111ZM199 125H201V126H199ZM211 125H210V127H209V129L211 130L210 131V134H208L207 135V133H208V128L205 130V131H207L206 132V135L207 136H214L215 138L216 137H220L222 134H223V136H221V140H222V138H223V140L225 139V140H227V139H229V135H227V132L229 131H231V130H228V131H226V129L224 128H219V127H222V126H219L218 128H219V130H223V132H221V134H219L220 132H218L219 130H215L214 128L215 127H212L213 129H211ZM217 125V124H216ZM238 125V124H237ZM11 126L12 125H10V129H11ZM20 126H23V125H20ZM31 127H32V129H33V127L34 126H32V125H30ZM36 126H35V131H34V129L33 130H31L30 129V127H27V128H25V134L27 135V133H28V135L29 134H31L32 135V132L33 133H36ZM39 126V125H38ZM47 126V125H46ZM46 126L44 125V127L46 128ZM75 126V125H74ZM76 126H77V123H76ZM75 126V127H76ZM83 126V125H82ZM104 126H106V123L104 122ZM130 126H132V125H130ZM130 126H128V128H130ZM253 126H256L255 124L253 125ZM252 126V127H253ZM5 127V126H4ZM4 127L2 128V129H4ZM19 127V126H18ZM24 127V126H23ZM41 127V125L39 126V128ZM44 127H41L40 128V131H38L39 132V134H40V132L41 131H43V128ZM80 127V126H79ZM85 128H86V126H84ZM93 126H91V128H92ZM96 127V128H97ZM108 127V125L105 127V128H107ZM110 127V126H109ZM193 127V129H191ZM204 127V128H203ZM1 128V127H0ZM8 128V127H7ZM30 130H29V129ZM81 128V127H80ZM95 128V127H94ZM177 128V127H176ZM200 128L202 129L203 128V131H201L200 130ZM217 128V129H218ZM254 128V127H253ZM9 129V130H10ZM13 129V128H12ZM11 129V130H12ZM21 129H23L22 127L21 128H19V130H21ZM28 129V130H27ZM47 129H48V127H47ZM68 129V128H67ZM75 128H73V130H74ZM101 129V128H100ZM99 129V130H100ZM108 129V128H107ZM111 129V128H110ZM252 129V128H251ZM10 130V135L12 134V131ZM13 130H15V129H13ZM83 131L82 132H85L86 133V130L85 129H82ZM85 130V131H84ZM98 130V129H97ZM109 130V129H108ZM127 130V129H126ZM181 130L182 129H180L179 131L181 132ZM201 132H200V131ZM215 132H213V131ZM224 130L226 131V132H224ZM16 131V130H15ZM21 131H24V129L23 130H21ZM26 131H28V132H26ZM31 131V132H30ZM81 131V129L79 130V132ZM105 131H106V129H105ZM105 131H103V132H105ZM184 131H186V129L185 130H183L182 132H184ZM188 131V130H187ZM186 131V132H187ZM190 131L189 132H187V135L188 136H192V134H193V131H192V133H190ZM198 131V132H197ZM2 132V131H1ZM68 132H70V133H68L69 135H73V133H75L76 132V129L74 130V132H71V130H69ZM101 132H102V129H101ZM107 132V131H106ZM112 132H113V128H112ZM123 132V131H122ZM126 132V131H125ZM124 132V133H125ZM199 132H200V136H199ZM217 132H218V134H217ZM247 132H249V131H247ZM247 132H246V134H247ZM8 133V132H7ZM17 133V132H16ZM22 133V132H21ZM21 133H19L20 135H21ZM88 133H91L90 131L88 132ZM109 133V132H108ZM110 133H111V131H110ZM115 133V132H114ZM114 133H112L111 135H114ZM124 133H122L121 134V136H122V139L124 138V139H128V138H126V136L124 135ZM130 133V132H129ZM137 133V135L136 136H133V135H131L130 137L131 138H136L137 136H138V132H136ZM176 133V132H175ZM226 133V136H224V134ZM4 134H5V132H4ZM3 134V135H4ZM61 134H63V133H61ZM102 133H100V135H101ZM106 134V133H105ZM105 134H102V135H104L105 136ZM197 134V135H196ZM216 136H215V135ZM231 134V133H230ZM7 135V134H6ZM9 135V134H8ZM13 135V134H12ZM14 135H15V132H14ZM24 135V134H23ZM25 135V136H26ZM27 135V136H28ZM30 135V136H31ZM60 135V134H59ZM68 135V136H69ZM99 135V136H100ZM127 135V134H126ZM140 135H144L143 133H141ZM146 135L147 134H145L144 136L146 137ZM17 136H18V134H17ZM33 136V135H32ZM104 136H102V137H104ZM107 136H108V139H107ZM107 136H105L104 138H103V141H105V139L106 140H108V141H105V147H107L108 146V144L106 143V142H109V140L111 141V139L112 140H114V143L115 142H117V140L115 141V137L117 136V134H116V136L114 137V136H111V138H109L110 136L109 135H107ZM123 136H125V137H123ZM143 136V137H144ZM195 136H194V138H195ZM0 137H1V135H0ZM57 137H60V136H57ZM71 137H74V135L73 136H71ZM70 137V138H71ZM77 137V136H76ZM94 137H98V136H95L94 135ZM129 137V139L131 140V138ZM142 137V136H141ZM142 137V138H143ZM147 137H148V139H146V138H144L143 140H138V139H140V137L138 136L136 139H137V142L138 141H140L139 143H141V141H142V145L141 144H139L141 147H143V151H146V149H147V151L146 152H143L142 151V149H141V147H137L138 145V143L137 144H133V142H134V140H135V138H134V140L132 139L131 141H132V143H129V142H131L130 140H127V142L126 143H129V144H132L131 146L132 147H129V149L130 150H132L133 149V147H136L135 149H133V150H135L136 152H138L139 150H140V152H138V154L140 153V155H139V157L137 156L138 154L135 152V151H132L133 152V154L135 153V154H137L136 155V157L134 156V155H132V156H130V152L129 151H127V149H126V152L128 153L129 152V154H128V157H135V158H132L133 159V161L129 158V160L130 161H132L133 163H131L133 166H130L131 164H128L127 163V161H128V159H127V161H124V165H126V166H130V167H127V169H129V168H131V170L129 169V171H132L133 172V174L134 173H136L137 172V174L134 176V178H133V176H131V174L129 173L128 175L126 174V172H125V170H127L126 168H125V170H124V172H125V174H124V172H123V174H124V176L121 178L120 176V178H117L115 175L117 174V175H121L122 173V170H123V167H121V169L120 170H116L115 168H117V166H113V165H105V169L103 168L104 167V162H102V166L101 165H99V164H101V160H99V162L100 163H96V161H95V163H93V164H96V165H99L98 167H99V170L100 169H103L102 171H105L106 173H107V166L111 169V166H113L114 167V171L113 170H111V172L113 171V175L116 177V178H114V176L111 174V173H109V171H108V175L107 174H105V175H103L104 174V172H102V171H99L98 170V167L96 166L95 168H97V170L94 168H92L91 167V170H89L90 169V167L89 166H91L92 165V162L93 161H91L92 160V155H90L88 152H86L85 154H83L82 152H84V149H83V151L82 150H80V148H83L84 147V145L83 144H81V146L82 147H78L79 149H78V151H77V153H75V154H73L72 156H71V158L69 157V159L71 160V161H74L75 159H77V158H79V161L77 162V165L76 166H78L77 168L76 167H74V169H72V172H70L69 173V178L70 179H68V181L67 180H65L63 183H62V185H64L65 184V182L67 181V183H66V185H65V187L66 188H68L67 189V191H65L66 192V194H69V195H66V197L63 199H61V203H59V202H57L56 203V207L55 208H53L54 209V211H53V209H52V212L54 213L55 212V214H53L52 212H51V215H49L50 214V212H46V213H49V214H47V216L45 217L46 219H47V217H48V215H49V217H48V219L46 220V222H45V219H44V217H43V215L45 214L44 212V208L46 209V208H48L50 211H51V204L52 203H48L50 206L49 207H47V206H45V205H41V203H40V205H39V208H40V206L42 207L43 206V208H40L41 210L40 211H42L41 212V214H42V218L41 219H44V220H40L39 219V221L42 223H44V225L43 226H45V225H50L52 222H54L55 224V226L53 225V223H52V227H38V225L37 226H34V225H31V223L30 222H28V226L26 225L25 227L23 226L22 228H20V229H17V230H15L14 228H12V227H9V229L10 230H7L6 232H1L0 231V257H2V258H4V260H0V264H36V263H40V262H43V264H217L218 263V261L217 260H219L220 261V259H223L222 257L224 256V254L222 255V257H221V253L225 250L226 251V248L224 249V247H222V245L224 244H222V243H220V241H225V239L227 238V237H229V236H226V238H224L225 236H222V235H227L226 234V231H225V234H222L221 232V236H219L218 235V237H217V234H218V232H215L216 230H218V228H220V227H222L224 224V221H222V224H221V226H220V221H219V219H217V222L219 223H217L216 222V219H214L215 217H218L221 213H222V211H220L219 213H216L218 216H216L215 214V216H214V218H213V216H212V218L211 219H214V220H211V219H209L210 217H208L209 215H205L206 213H205V211H204V213H203V211L201 212V213H199V217H197V216H193L194 215V212H191V211H194L193 209L191 210V211H189V209H190V207L193 205V204H196V205H198V203H201V201H200V197H201V195H204V193H207L210 189H212V187H213V185H214V181H215V171H214V169L213 168H215V167H218L219 168V164L221 163V161L223 160H221V158H223V157H221V156H224V155H226V157H224L225 159L224 160H226V159H229V157L231 156L232 157V155H233V151H232V146L233 145H231L230 144V142H231V140H229L230 142H229V144L228 145H230L229 147H231L232 149H231V151L229 150V147H228V151H226V150H224L223 149V147L226 149L227 148V146H226V143L228 142V140L227 141H219V139H214L213 141H211L210 143H209V145H208V147L207 148H205V146L204 145H202L203 144V142L202 143H198V142H200L199 140H197L196 138L194 139L195 141L194 142H197L196 144H195V146L197 145L198 146V148H199V146L200 145H202V146H200V147H202V148H199V150L197 149V146H196V148L194 149V147H193V151H191V152H188L189 150H187V152H183V153H180V152H182V151H180L179 152V150H178V153H175V154H173L172 153V155L174 156H179V160H180V156H182L183 158V160L181 161H179L178 163L176 162V160H173L172 161V163H170L169 161H171L172 159V155H169V156H167L168 158L171 156V160H169V159H166L165 161H166V163H165V161L163 160V158L165 159V158H167V157H163V155H161V154H159L161 151H163V150H161V149H163L162 147L163 146H161L160 148H159V146H158V144H159V142H161L160 144H162V141L161 140H159V138H156L155 139V141L154 140H152L151 139V137H150V134H149V136L147 135ZM150 137V138H149ZM228 137V138H227ZM246 136H244V138H245ZM2 138V137H1ZM30 138V137H29ZM66 138H68L67 136H66ZM69 138V139H70ZM78 138V137H77ZM116 138H118V137H116ZM231 138V137H230ZM3 139H6V137H4ZM10 139V138H9ZM63 139H65L64 137H63ZM69 139H66V140H69ZM79 139V138H78ZM97 139V138H96ZM98 139H100L99 137H98ZM123 139V140H124ZM146 139V142L148 143V142H151V141H149V140H152V141H154L153 143L155 144V146H153L152 144V146L153 147H158L157 149H159L160 150V152L159 151H157L156 153H155V155L156 156H158L159 155V157L161 156V158H157V157H155V155H154V150H157L156 148H154V149H151V150H153L154 152H151V151H149L148 149H150V143H146V142H144V140ZM191 139V138H190ZM202 139V138H201ZM232 139V138H231ZM236 139V138H235ZM8 140V139H7ZM56 140V141H55ZM75 142L77 141V139H73ZM80 140H81V138H80ZM84 140V139H83ZM83 140H81L83 143H84V141H86V139L83 141ZM102 139H100L99 140V144L97 145V144H93V146H95V145H97L98 147H101V146H103V145H101V146H99L100 144H102V143H100V141H101ZM216 140H218V141H216ZM239 140V139H238ZM237 140V141H238ZM245 140V139H244ZM244 140H242L243 141V145H245L246 144V141L247 140H245V142H244ZM19 141H20V139H19ZM18 141V142H19ZM24 141V140H23ZM57 141H58V144L59 143H61V142H59L60 140H57V139H54L53 141H52V144H53V142H54V150H55V148L57 149L58 148V150H60L59 148H62L61 146V144H59V146L60 147H57L58 145H56L57 144ZM71 141H72V139H71ZM94 141H96L97 142V140H94ZM103 141H101V142H103ZM187 141H190L189 140V138H188V140ZM1 142V144H3V142L2 141H0ZM10 142V141H9ZM9 142H6V143H9ZM80 142V141H79ZM92 142V141H91ZM95 142V143H96ZM112 142V141H111ZM111 142H109L110 144H111V147H113V148H115V147H117L116 145H115V147H114V145H112V143ZM121 142V140H119V143ZM213 142V143H212ZM216 142L218 143L217 144V146H218V148L221 146L222 147V149L220 148L219 149V155L218 156H216V154H215V150L213 151V148H215V147H212V144H214V145H216ZM222 144H221V143ZM232 142H234V140H232ZM239 142H240V140H239ZM20 143V142H19ZM19 143H17L18 144V146H19ZM23 143V142H22ZM33 142H31V144H32ZM56 143V144H55ZM94 143V142H93ZM98 143V142H97ZM121 143H123V142H121ZM135 143V142H134ZM187 143H189V142H187ZM245 143V144H244ZM14 144H15V138H14ZM41 144V143H40ZM40 144L38 145V147L40 146ZM52 144H51V146L49 145V149H53V147H52ZM87 144V143H86ZM91 144V143H90ZM104 144V143H103ZM109 144V145H110ZM116 144V143H115ZM224 144V146H222ZM232 144H234V143H232ZM8 145V144H7ZM23 145H25V144H23ZM27 145H30V144H27ZM44 145V144H43ZM43 145L41 144V148H43ZM48 145H44V147L45 146H48ZM89 145V144H88ZM119 145H121V144H119ZM127 145V144H126ZM144 145H147L148 146V148H146V146H144ZM189 145V144H188ZM213 145V146H214ZM220 145V146H219ZM235 145V144H234ZM238 145V144H237ZM6 146V145H5ZM56 146V147H55ZM63 146H65V145H63ZM86 146V145H85ZM97 146H95L94 147V149L96 148L97 149V152H98V150H99V152L100 153H102V155H103V157L104 156H111V157H113V159L115 160V161H112V163H114L115 164V162L116 163H118V159L120 158V157H123V155H125L123 152L125 151V150H122L123 152H121V151H118V152H120L118 155L120 156V154L121 153H123V155L122 156H120L118 159H117V161H116V158H114V156H115V153H116V151L119 149V148H116V149H111L110 150V146H108L107 148H108V151H111L113 154H110L106 149H105V147L103 148V147H101V149H99V148H97ZM13 147V146H12ZM17 147V146H16ZM26 147V146H25ZM52 147V148H51ZM66 147V146H65ZM65 147H63V148H65ZM89 147V146H88ZM87 147V148H88ZM91 147V146H90ZM119 147V146H118ZM121 147H124V145L122 146L121 145ZM126 147V146H125ZM210 147V148H209ZM234 147V146H233ZM6 148V147H5ZM21 148V147H20ZM40 148V149H41ZM137 148H138V150H137ZM203 148H205V149H203ZM14 149V148H13ZM12 149V150H13ZM31 149V148H30ZM34 149H37V148H34ZM46 149H48V148H46ZM66 149V148H65ZM65 149H64V151H63V149H61L60 151H61V153H60V151L58 152L59 153V156H58V154H56L57 152L56 151H54V157L56 156H58L57 157V160L59 159V157H63L62 155H64V154H62L63 152H65ZM90 149V148H89ZM88 149V150H89ZM145 149V150H144ZM200 149H202V150H200ZM3 150V149H2ZM16 150V149H15ZM32 150V149H31ZM39 150V149H38ZM37 150V151H38ZM43 150V149H42ZM42 150H40V151H42ZM80 150V151H79ZM87 149L85 148V151H86ZM107 151L106 153H105V151ZM113 150H114V152H113ZM116 150V151H115ZM198 150V151H197ZM29 151V150H28ZM36 151V150H35ZM48 151V150H47ZM50 151V150H49ZM48 151V152H49ZM93 150H91V152H92ZM101 151H104V153L103 152H101ZM221 151V152H220ZM261 151V150H260ZM14 152V151H13ZM39 152V151H38ZM51 152L53 153V151L51 150ZM56 152V153H55ZM81 153V154H79V153ZM94 152V151H93ZM98 152V153H99ZM117 152V153H118ZM125 152V153H126ZM144 154V153H146V154H144V156H141V154L142 153ZM150 152V153H149ZM175 152H177V150H175ZM222 152H226V153H222ZM232 154H231V153ZM7 153V152H6ZM35 153V152H34ZM41 153V152H40ZM52 153H50V157L49 156H46V158H48V159H45L46 161L47 160H49V162L48 163H50V158H52L53 156L51 155ZM98 153H96V152H94V156H96ZM116 153V154H117ZM126 153V154H127ZM153 153V156L154 157H152L151 155H149V154H152ZM163 153V152H162ZM185 153V154H184ZM229 153V154H228ZM33 154V153H32ZM62 154V155H61ZM78 154V155H77ZM105 154H108V155H105ZM180 154H182V155H180ZM222 154V155H221ZM10 155H11V153H10ZM48 155V154H47ZM75 155H76V157H75ZM89 155H90V158H91V160H90V158H89ZM117 155V156H118ZM145 155H146V157H148V159H149V157L151 156V158H150V160L149 161H151V159L152 158H154V161H153V159H152V161L151 162H149L148 160H147V162H148V164H144V162L143 161H146V157H145ZM183 155H186V157L185 156H183ZM251 155V154H250ZM0 156H2V155H0ZM35 156H36V153H35ZM34 156V157H35ZM67 155H65L64 157H66ZM75 158H74V157ZM125 156H127V155H125ZM124 156V157H125ZM175 156L173 157V158H175ZM187 156H188V158H187ZM228 156V157H227ZM234 156H236V155H233V158H234ZM39 157V156H38ZM55 157V158H56ZM97 157H99L98 155H97ZM103 157H101L102 159H103ZM127 157V158H128ZM141 157H143L141 160H140V158ZM216 157L217 158H219V162H218V159L216 160ZM239 157H240V155H238L237 157H236V159H235V161L236 160H238L239 159ZM1 158V157H0ZM8 158V157H7ZM33 158V157H32ZM31 158V159H32ZM37 157H35V159H36ZM54 158V160H56ZM73 158V159H72ZM96 158V157H95ZM94 157H93V160L95 159ZM100 158V157H99ZM138 158V159H137ZM144 158H145V160H144ZM155 158H157L158 160H155ZM39 160H38V162H40L41 163V159L40 158H38ZM98 159V158H97ZM105 159V158H104ZM107 159L108 158H106V162H107ZM135 159V160H134ZM160 159H162L161 160V162L159 161ZM215 159V160H214ZM28 160V161H27ZM26 161L27 162H30L29 161V159H27ZM70 160H68V162H70ZM81 160V161H80ZM96 160V159H95ZM121 160H122V158H121ZM123 160H126V158H123ZM167 160H169V161H167ZM187 160V161H186ZM223 160V161H224ZM232 160V159H231ZM247 160V159H246ZM2 161V160H1ZM32 161V160H31ZM44 161V160H43ZM51 161L53 162V158L51 159ZM91 161V162H90ZM103 161V160H102ZM108 161H111V160H108ZM130 161H128L129 163H130ZM137 161H139V163H142V164H138V162ZM162 161H164V162H162ZM174 161H175V163H174ZM223 161H222V164H223ZM27 162H26V165H28L27 164ZM37 162V163H38ZM51 162V163H52ZM120 162H123V161H119V165H121V163ZM136 162V163H135ZM170 163V164H168V163ZM215 162H217V163H219V164H217L216 163V166H215ZM46 162H43V164L41 163V165L43 166V165H45V166H47V165H49L48 163H47V165L45 164ZM50 163V164H51ZM79 163V164H78ZM91 163V164H90ZM108 163V162H107ZM111 163V164H112ZM150 163V164H149ZM174 163V164H173ZM248 163V162H247ZM134 164H138L137 165V167L136 166H134ZM224 164H225V162H224ZM223 164V165H224ZM29 165H32L31 163L29 164ZM40 165V164H39ZM39 165L37 164V166L39 167ZM52 165V164H51ZM115 165H118V164H115ZM123 165V166H124ZM141 167H140V166ZM227 165V164H226ZM257 165V164H256ZM20 166H22V165H19V168H20ZM50 166V165H49ZM72 166V165H71ZM85 166H88L86 169H85ZM94 166V165H93ZM138 166H139V168H141V170L139 171V169H136V168H138ZM215 166V167H214ZM225 166V165H224ZM25 167V166H24ZM73 167V166H72ZM102 167V168H101ZM244 167V166H243ZM242 167V168H243ZM75 168H76V170L78 171V173L80 174L81 172H83V177H84V183L82 182L83 180L82 179H79L80 177L78 176L79 174H77V171H75ZM78 168H79V170H81V172L78 170ZM82 168V169H81ZM108 168V169H109ZM239 168V167H238ZM70 169V170H71ZM109 169V170H110ZM20 170H21V168H20ZM23 170H24V168H23ZM23 170H22V172H23ZM83 170H86L85 172L83 171ZM94 170V171H93ZM134 170H135V172H134ZM137 170V171H136ZM238 170V169H237ZM93 171V172H92ZM95 171L97 172V173H95ZM119 171H121V172H119ZM128 171V170H127ZM128 171V172H129ZM181 171H183V172H185V173H181ZM223 171V170H222ZM232 171H234V170H232ZM243 171V170H242ZM100 172H102V175H101V173ZM116 172H119V174L118 173H116ZM230 171L228 170V173H229ZM5 173V172H4ZM72 173V174H71ZM86 173V174H85ZM99 173H100V175H99ZM74 174H76L75 176H74ZM84 174H85V176H86V178H85V176H84ZM113 176H111V175ZM132 174V175H133ZM230 174H231V172H230ZM3 175H5V174H3ZM48 175H50V174H48ZM82 175V173L80 174V176ZM106 175H107V177H106ZM109 175H110V177H109ZM6 176V175H5ZM11 176V175H10ZM9 176V177H10ZM72 176V177H71ZM76 176H78L77 178L78 179H75V180H73ZM101 176V178H99ZM127 176H131V178H129V177H127ZM228 176H230V175H228ZM19 177V176H18ZM23 177H24V175H23ZM27 178L26 179H28V181L27 180H25V178H19L18 180H15V179H17V177L16 178H14L13 180L14 181H12V180H10L9 182H5V183H7V185H3L2 183H1V181H0V190H2V192L4 191V190H6L7 192H8V194H10V192H12V195L11 196H13V194H15L14 195V197L16 196V194H20V192H22L23 193V195L25 196L26 194H28V196H32L31 198L32 199H34V197H37V194H38V190H40V182H38V177L37 178H33V177H36V176H33L32 177V179H31V176L30 177H28V176H26ZM49 177V176H48ZM48 177H47V180H48ZM106 179H108V180H105V178ZM109 177V178H108ZM125 177H127V178H129L130 180H126L125 179ZM8 178V177H7ZM97 178V179H96ZM112 178H114V180L112 179ZM124 178V179H123ZM34 179H37V180H34ZM100 179V180H99ZM101 179H104V180H101ZM117 181H116V180ZM121 179L122 180H124V181H122L121 182ZM30 180V181H29ZM31 180L33 181H36V183H35V185H34V183H32L31 182ZM41 180H43V179H41ZM41 180H39V181H41ZM81 180V181H80ZM227 181L229 180V179H226ZM4 181V180H3ZM72 181V182H71ZM125 181H128L127 182V185L126 184H124L125 183ZM130 181V182H129ZM226 181V182H227ZM10 182H12V183H10ZM42 182V186H43V182H44V180L43 181H41ZM81 182V183H80ZM117 182H120V184L119 183H117ZM124 182V183H123ZM236 182H237V179H236ZM242 182V181H241ZM9 183V184H8ZM37 183H39V184H37ZM44 183H46V182H44ZM83 183V184H82ZM129 183V184H128ZM228 183H229V181H228ZM69 184H70V186H69ZM77 184V185H76ZM80 184V185H79ZM123 184H124V186H123ZM234 184V183H233ZM2 185H3V188H2ZM37 185V186H36ZM45 185V184H44ZM120 185H122L121 186V188H120ZM236 185H238V182L236 183ZM35 186H36V188L38 189H36L35 190ZM46 186V185H45ZM45 186H44V188H45ZM76 186V187H75ZM73 187V188H72ZM63 186H62V192H63ZM123 188V189H122ZM4 189V190H3ZM42 191H43V189H41ZM64 190H65V188H64ZM72 190V191H71ZM240 190V189H239ZM10 191V192H9ZM34 191H36L35 193H36V195H35V193H34ZM42 191H39V192H42ZM45 191V190H44ZM1 192V191H0ZM1 192V193H2ZM69 192V193H68ZM242 192V191H241ZM0 193V194H1ZM4 193V194H3ZM2 193V196L4 195L5 196V192H3ZM21 193V194H22ZM49 193V192H48ZM22 195V196H23ZM3 196V197H4ZM6 196H7V194H6ZM6 196H5V198H6ZM11 196H8V197H10L11 198ZM21 196V195H20ZM14 197H12V198H14ZM17 197H19V196H17ZM9 198V199H10ZM19 198H21V197H19ZM23 198V197H22ZM22 198H21V200H22ZM25 198V197H24ZM27 199H28V197H26ZM17 199V198H16ZM242 199V198H241ZM241 199H240V202H241ZM226 200V199H225ZM238 200V199H237ZM237 200L235 199V201H234V203H236V205H237ZM8 201H11V199L10 200H8ZM12 201H13V199H12ZM49 201V200H48ZM68 203H67V202ZM13 202H15V198H14V201ZM38 202H39V200H38ZM45 202H47L45 199H44V201H43V203H45ZM50 202V201H49ZM244 202H248V200L247 201H244ZM244 202H242V205H243V208H245V206H248V204H249V202L248 203H246V205L244 204ZM34 203V202H33ZM67 203V204H66ZM234 203H233V205H234ZM258 203V202H257ZM257 203L256 204H254L255 206L257 205ZM16 204V203H15ZM35 204V203H34ZM66 204V205H65ZM230 204V203H229ZM238 204L239 205H237V208H239L240 210H242L243 208L242 207H239V206H241V203H239V201H238ZM47 205V204H46ZM219 205V204H218ZM231 205V204H230ZM250 205V204H249ZM253 204H251L250 206H252ZM33 205H31L30 206V208L32 207ZM45 206V207H44ZM53 206V205H52ZM194 206V205H193ZM212 206V205H211ZM222 206V205H221ZM250 206H248V207H246V208H250ZM33 207H35V206H33ZM37 207V206H36ZM54 207V206H53ZM195 207H197V206H194V208ZM219 208H222V207H220V206H218ZM231 213H234L235 212V214H236V206H235V208H234V206H232L231 205ZM30 208H28V209H30ZM38 208V207H37ZM36 208V209H37ZM233 208H234V210L235 211H233L232 212V210H233ZM242 208V209H241ZM252 208H254L253 206H252ZM258 207L256 206L254 209L256 210ZM24 209V208H23ZM34 210H36L35 208H33ZM33 209L31 210L32 212H33ZM48 209H46V210H48ZM253 209V211H254V213L256 212L257 213V211H255ZM25 210V209H24ZM27 210V209H26ZM29 210V211H30ZM39 210V209H38ZM37 210V211H38ZM196 210H197V208H196ZM209 210H211V208L209 209ZM223 210V209H222ZM225 210V209H224ZM240 210H238V211H240ZM244 210V209H243ZM242 210V211H243ZM249 210V209H248ZM251 210V209H250ZM198 211V210H197ZM226 211V210H225ZM237 211V213H238V215L237 216H240L241 214V212L242 211H240V213ZM18 212H21V211H18ZM17 212V213H18ZM39 212V211H38ZM227 212V211H226ZM246 212V211H245ZM249 212V211H248ZM247 212V213H248ZM33 213H35V215L36 216H38L37 214H39V216L41 215L40 214V212L39 213H37L36 211L35 212H33ZM37 213V214H36ZM188 213V214H187ZM189 213L190 214H192L193 213V215H192V217H189V216H191V215H189ZM243 213V212H242ZM235 214H233V216H236ZM251 214H253L252 212L250 213V215H249V217L250 218H252L253 217V215L255 216V214H253L252 216H251ZM262 214H264V213H262ZM15 215V214H14ZM172 215V216H171ZM173 215H175V216H173ZM212 215H213V213H212ZM232 215V214H231ZM243 215V217L245 216V214H242ZM241 215V216H242ZM247 215V214H246ZM53 216H55L54 218H53ZM72 216V217H71ZM169 216H171V217H169ZM210 216H211V214H210ZM257 216V215H256ZM15 217V216H14ZM16 217H21V215H16ZM41 217V216H40ZM39 217V218H40ZM50 217H52V218H50ZM221 217H222V214H221ZM221 217H220V219H221ZM243 217H241L242 219H244ZM248 216H246L245 218L246 219H248L247 218ZM260 217V216H259ZM49 218H50V220H49ZM256 218V217H255ZM261 219V221H262V217H260ZM153 219V221H151L150 222V220H152ZM223 219V218H222ZM221 219V220H222ZM253 219V218H252ZM259 219V218H258ZM54 220V221H53ZM224 220V219H223ZM245 220V219H244ZM249 220V219H248ZM50 221H52L51 223H49L48 224V222H50ZM211 221H214V222H216L217 223V225H219V226H217L218 228H216V227H213L214 226V222L211 224ZM250 221H253V220H251L250 219ZM256 222L258 221V220H255ZM255 221H253V222H255ZM260 221V224H262L263 225V223L262 222H264V221H262L261 222ZM40 222H38V223H40ZM252 222V223H253ZM42 223V224H43ZM45 223H47V224H45ZM249 223V222H248ZM258 223V222H257ZM257 223H255V225H257ZM160 224H162V225H164V224H169L168 225V227L166 228V229H160L158 226L160 225ZM234 224H235V222H234ZM259 224V225H260ZM5 225H7V227H8V224H7V221H6V224ZM41 225V224H40ZM236 225H238V224H236ZM249 225H250V223H249ZM259 225H257V226H259ZM261 225V226H262ZM246 226V225H245ZM244 225L242 226V227H240L241 229H239V230H242V228L243 227H245ZM247 226H248V224H247ZM256 226V227H257ZM4 227V226H3ZM215 228H216V230H215ZM223 228V227H222ZM225 228V227H224ZM223 228V229H224ZM261 228V227H260ZM222 229V230H223ZM237 229V227L235 228L234 227V230H236ZM251 227L249 228L248 227V231H247V229L245 230V229H243V231L245 230L246 231V233L248 232V233H250L251 232ZM172 230V231H171ZM222 230H220V231H222ZM233 230V231H234ZM261 230V229H260ZM260 230H259V234L260 233H262V232H260ZM224 231V230H223ZM243 231H242V233H243ZM245 231H244V235L243 234H241V231H238V233L240 232V234L242 235V236H244V238L240 235V237H242L243 238V240L242 239H238V238H236V239H238L239 241H241V242H239V243H243V242H247V244L246 243H244V244H246V245H244V247H241V246H243L242 244H241V246H238V245H240V244H237L236 245V247L234 246V248L235 249H237L238 247V249H247L248 248V246H249V249L251 248H254V247H256L255 245H252V244H255L251 239L249 240V238L250 237H252V236H255V235H252V232L250 233L252 236H248L246 233H245ZM48 232V233H47ZM180 234H179V233ZM236 232H237V230H236ZM6 233V234H5ZM178 233V234H177ZM216 235L215 237H217V239L216 238H214V234ZM228 233V232H227ZM235 233V232H234ZM233 233V234H234ZM237 233V234H238ZM256 233V232H255ZM3 234V236H1ZM237 234H235V236L237 235ZM257 235V234H256ZM239 236V235H238ZM245 236H247V237H245ZM259 236H261V235H259ZM221 237H223V239H221ZM232 237V236H231ZM218 238H220L221 240H219V241H217L216 242V245H217V247H216V245H215V242H214V240L216 241V240H218ZM246 238V239H245ZM231 239V238H230ZM233 239V238H232ZM247 240L248 239V241H250V242H248V241H245V240ZM259 239V238H258ZM261 239H263V238H261ZM5 240V241H4ZM243 241V242H242ZM251 241L253 242L252 244H250L251 243ZM260 241V240H259ZM230 242V241H229ZM228 242V243H229ZM230 244V243H229ZM236 244V243H235ZM248 244H250V245H248ZM257 244V243H256ZM225 245H226V242H225ZM233 244H231V246H232ZM251 245H252V247H251ZM254 246V247H253ZM222 247V248H221ZM263 247H264V245H263ZM233 248V247H232ZM231 247H230V249H232ZM261 248H262V246H261ZM221 249H224L223 251L221 250ZM229 249V250H230ZM234 249V250H235ZM244 249L242 250V251H240V250H238L240 253H245L246 251H249V249H247L246 251H244ZM219 250H221V251H219ZM229 250H227L229 253H232L233 252V249H232V252H230ZM217 251H218V253H217ZM224 251V252H225ZM237 250L236 251H234L232 254H234L235 252L238 254L239 252H238ZM254 251V250H253ZM262 251V250H261ZM59 253V255H65V256H67L66 258L64 257H62L61 258V256H59L58 255V258H52V256L51 257H47L46 255H47V253ZM213 252H214V255H213ZM215 252H216V255H215ZM227 252V253H228ZM263 252H264V250H263ZM220 253V254H219ZM227 253H226V255H227ZM228 253V254H229ZM235 253V257H238V255H240V256H242L241 254H236ZM248 253H252V251H249ZM248 253H245V254H247V255H249ZM255 254V253H254ZM261 254V253H260ZM45 255V256H44ZM211 255H213L212 257L214 258V259H212L210 256ZM218 255H220L219 257H218ZM226 255H225V257H226ZM237 255V256H236ZM264 254H262V256H263ZM55 256V255H54ZM234 256H232L233 257V260H234ZM245 255H243V257L242 258H245L244 257ZM215 257H217V258H215ZM221 257V258H220ZM227 257H228V255H227ZM232 257L229 255V257H228V259H232ZM254 257H255V255H254ZM254 257H249V258H251V259H253ZM257 257V256H256ZM255 257V258H256ZM218 258H220V259H218ZM240 260H241V257H238ZM248 257L246 258V262H245V264H253V262L255 263L256 262V264H257V262L260 264H264V260H263V262H260L259 260H261L260 258H263V257H257L256 258V260H253L252 262H250L251 261V259L248 261V259H249ZM254 258V259H255ZM216 259V260H215ZM230 259V262H229V260H228V262L229 263H231L232 262V260ZM238 259V262H236L237 260H236V258H235V262H236V264H244V261L242 262V261H240ZM257 259H259L258 261H257ZM224 260V259H223ZM221 260L223 263L222 264H225V263H227L226 261H227V258H226V261L224 260ZM234 261L232 262L233 264H234ZM262 261V260H261ZM242 262V263H241ZM221 262H219V264H220ZM229 263H227V264H229ZM231 263V264H232ZM41 264V263H40Z\"/></svg>",
    "mask_w": 264,
    "mask_h": 264
},
{
    "label": "crops",
    "instance_id": "3",
    "mask_svg": "<svg viewBox=\"0 0 264 264\" xmlns=\"http://www.w3.org/2000/svg\"><path fill=\"white\" fill-rule=\"evenodd\" d=\"M103 7H104V9H102ZM106 8H107L106 7V4L105 5L103 4V6L97 7L95 9H90V11H92V13L94 14L92 16L99 17L102 14H104V15H106V13L108 14V11H106ZM29 11L31 12L29 14V16L28 17H23V19H26V20L28 19V21L29 22H32V23L31 24L30 23L29 24H26L27 22H24L25 24H23L24 25L23 26V25H21V22L19 21L15 26H13L10 29V31H13L12 34H11V36H9V32L10 31L4 33V36H3L4 38L2 40H4V39H6V40L9 39V40L8 41H3L2 43L0 42V113L3 114L2 117H1V114H0V119H1L0 125L2 124L0 126L1 127L0 128V135L2 137V138L0 137V141L3 142V144H1V142H0V155H2V156H0L1 157L0 158V181H1V183L3 182L2 183L3 185H4L5 182L8 181L6 178L11 175V173H12L11 169H12V167L15 168V167H17L19 165H23L24 163H26L28 161L27 159H29V161H30V162H27V164H30L31 163V160L34 161L33 163H34V165L36 167H38L37 164L38 165L40 164L39 167H38V168H40L39 169L40 171H44L46 169L53 168V167L57 168L58 165H62L63 167H66L67 168L65 171L62 170V172L65 175L67 174V176H69V173L70 172H68V166H71L72 164L71 163H68L67 161H65V162L64 161L59 162L57 160V157L59 156V153H58L59 150H58V148L57 149L55 148V150H54V147H53L54 146L53 145L54 142L52 144V141L54 139L60 140L62 136L68 135V133H70V132H68L69 130H71V132H73V128H74V125H73L74 124V116H73V111L70 110L68 106H67L68 111H67V108H66V110H64V109L63 110H60L62 112L59 111V107H58L59 105L57 106V104H59V102L56 100L57 98H59L58 100H60V102H62L63 104L66 103L67 100L70 99L67 103H70L72 105H73V102L75 101L74 100L75 98H78L79 100L84 101V102L85 101L86 102L89 101L90 103H93V102L96 103L97 101H101V102H129V103H136V101H137V95L133 92L134 91L133 85H125V84H123V80H122V78H123L122 72L123 71L122 70L128 69V67H123V65H124L123 62H122V59H123V51L121 50V47H120L119 43L117 42L118 41V37H116L117 36L116 34H114L113 37L110 36L112 38H110V37L107 38L106 36H104V34H103L104 31L102 29L100 30V28L99 27H96L95 25L92 26V27H90L87 24L88 25V30L92 32L91 33L92 34V38H93L94 43H95V47L93 48L94 50L92 51L89 48L88 49H84L83 48L84 46L82 44H80L81 45L80 48L82 50V54L83 55H80V53H81V50H80V53H79L78 57L77 56H74V58L75 59L78 58L77 60H79L80 59V56H82L83 57L82 60L84 61V63H83L82 60L80 62H77L74 58L72 60H70L72 62L65 61V62H62L61 63V62H58V58L56 59L57 61L55 60V58L58 57V55H59V53L56 52V51H58L57 48H60L61 47V50L62 51H64V50L67 51L68 50L67 53L70 52V50H72V47L69 46V47H71V49L69 50L68 45H70V44H72L74 42V40H72L73 37H71V35H69L70 36V39L72 41L69 40V39L67 40V38H65L67 40V42H70L71 41L70 44H69V43L65 42L66 41L65 39H64L65 41H62L63 39H60L59 36H57L56 34L52 37V34L53 33H51V32H45L46 33L45 34V33L41 32L40 30H39V32L37 30L40 27L45 26L49 22L50 23L51 22H55L56 23L57 20L59 19L58 17L61 18L59 9H56V8L48 9L46 7H43L42 9H38V7L35 5ZM90 11H88V12H90ZM148 13H150V12L144 11V12L138 14V15L145 16L146 17V15ZM138 15L137 14H133V15L130 14L129 15V18L137 17ZM70 17L73 18V16H70ZM113 17H115L117 19V21H116L117 22V25H115L114 27H115V29H117V34L119 35V33H120L119 31L121 30V24H120V20H121V17H122L121 16V13L118 12V11H115V12H113ZM41 18L44 20L43 21L44 22L43 24L40 23V21H41L40 19ZM87 18H89V17H87ZM90 21L91 20L88 19V22L89 23H90ZM83 22H87L85 20V18H83ZM17 26H18V28H17ZM85 26H86V24H85ZM1 33H3V32H1ZM24 33L28 34L27 37H24ZM40 33L41 34L43 33V34L46 35V36L43 37V39H41L39 41L40 42V46L43 45L42 48H40V46H39L40 49L39 48L38 49L36 48L39 45L38 42L36 43V47L34 46L36 49L33 48V47H29V45L27 44V43H29L28 42V39H30L32 37V35L36 39L37 35L40 34ZM49 34L51 35L50 37H49ZM70 34H72V33H70ZM69 36L66 35L65 37H69ZM60 37L61 38H64V36H60ZM216 38H217V36H216ZM51 39H54V41H55V42L53 41L54 42V45L51 44V43H53L51 41ZM59 39L62 41L61 43L64 44V45H66V46H64L61 43H59V41H60ZM15 40H19V44L18 45H14L13 44V41H15ZM24 40H27V41L23 42ZM46 41H48L47 42V45L45 44ZM50 41H51V43H50ZM56 42L59 43L61 46L59 47L58 44L56 45L55 44ZM22 43L25 44L24 47L27 50V52H24L26 54L25 56H24L23 51H26V50L23 49V44ZM50 44H51V46H50ZM20 45H21V47H19ZM54 46L57 47V48L55 49ZM62 46L65 47V48H63ZM48 47L50 49H48ZM33 49H35V50L33 51ZM13 50L15 52H17V53L12 52ZM30 50L32 51V53L30 52ZM37 50H40L41 53L44 55V56L42 55L41 58L39 57L41 60L44 57L43 60H42V62L38 58L39 55H37V57H34L37 54V53H35V55H34V52H36ZM50 50H51V52H50ZM46 51H48L50 54L48 52L46 53ZM52 51H53V53H52ZM83 51L86 54H84ZM10 52H11V54L13 53V55H11L9 57ZM28 52H30V54H32L33 56H31ZM18 53H20V54H18ZM41 53H39V54H41ZM54 53H57V56L55 55V56L52 57V55H54ZM21 54H23V58L20 57ZM28 55H30L29 59L31 61L29 59H26L28 57ZM49 55H51V56L50 57H47ZM84 55H86V56H84ZM128 55H129L130 58H132L134 56V54L132 52H129ZM12 56H15L14 57L15 60H13L14 58L11 59ZM2 57H4V58H2ZM33 57H34V59L37 58L35 60V62H34ZM23 59H24V61H22ZM19 60H20V63H22L23 65L25 64V65L24 66L23 65H20V63H18ZM26 60H28L27 62H29V63H27ZM51 60L53 61L54 64L51 62ZM73 60H75L76 62L75 61L73 62ZM32 61H33V63H32ZM46 61L50 62L49 64H51V65H55V63H56V65H55L56 67H54V66L51 67V65H48L47 64L48 62H46ZM38 62H40L41 65L43 64L42 66L40 65L42 69L40 68ZM35 63H37V65H35ZM65 63H66V65H65ZM67 63H70V64L77 63L78 65L76 64L75 67H74V64H73V66L72 65L67 66L68 65ZM15 64L17 66L19 65L18 66L19 69L17 68V66L14 67V68L18 69V70L15 69V71H18V72H15L12 69V67L15 66ZM44 64H45V66H44ZM46 64L48 65V67L46 66ZM63 64L65 66L69 67V68L72 66L71 69H73V71L68 72V69L69 68H67V69H65V72L67 71L68 74H67V72H66V74H65V72H60V71L64 70V67L65 66H63ZM58 65L59 66L62 65V67H60V70L59 71H58V69H56L57 71L54 70L55 68H58L59 67ZM125 65H127V63ZM24 67H26L27 71L26 70L23 71L24 70ZM27 67L30 68V69H32V67H33L34 71H38V69L40 68L39 69L40 72L38 71L37 75L35 74L36 72L34 73L37 76L36 79H33L35 77L32 78L33 80L27 78L29 75L31 76L32 71H33V69H32V71L31 70H28ZM49 67H50V69H49ZM4 68H7L8 70L7 69H4ZM46 68H48V70ZM61 68H63V69H61ZM45 69H46V72H45ZM4 70H6L7 72L4 71ZM20 71H22L21 72L22 75L20 74ZM28 71H30V74H28ZM53 71L54 72L56 71L57 73L55 72L56 74H54ZM69 71H70V69H69ZM24 73H26L27 75H25ZM24 75H25V77L27 76L26 77L27 79L24 77ZM32 76H33V74H32ZM37 78H39L38 79L39 81H36L35 82V80H37ZM29 80H30L31 83L29 82L28 84H25L26 85L25 87L28 88V90L26 89L27 92L29 91V93L30 92L32 93L34 91L35 93H37V91L35 89H37V90L39 89L40 92L42 93L41 94L40 92H38V93H40V96L46 94L45 95L46 97L45 96H41L40 97L39 94H38V96L40 98H42V97L44 98V100H45L44 103L46 102L47 99H50L51 97H52V99H51V102L48 100V102H50V103L46 102V104H44V105H47V106H44L43 105V106L40 107V106L37 105V102L34 103V104L32 103L33 105L36 104L35 106H33V105L31 106L33 108L35 107L34 110L33 111L32 110L30 111V108H27L26 109V113H25V111H24L25 108L23 109V107H24V103H26V101L24 102V100L27 99V95H26L25 87L24 86L22 87V85L20 86V84L23 83V85H24V82H22V81H25V83H26ZM19 82H21V83H19ZM32 82H33V84H32ZM27 85H28V87H27ZM5 87H7V89H5ZM29 87H31V89ZM123 87H124V90H123ZM9 89H11V92L12 93H8L7 92V91H9ZM21 89L22 90L24 89L23 92L25 91V93H24L25 95L23 93H21V91H20ZM17 91L20 93V95H18V97L25 96V98H26V99L25 98H22V100L24 99L23 102L21 103L22 104L21 105L22 107L18 106L20 103L17 105L14 102L15 99L17 100V98H18V97L15 98L16 95L14 96V93L15 92H16V94H18ZM123 92H125L126 94L123 93ZM29 93H27V94L29 95V98H30L32 94L30 95ZM35 93H34V95H32V98H33V96H35ZM21 94H23V96H21ZM36 97H37V94H36ZM37 98H36V100L38 101ZM12 99H14V100L12 101ZM114 99H116V100H114ZM9 100L12 101V103L9 102ZM33 100H34V98L31 99L30 102L27 100V103L29 105H31L30 103H31V101L33 102ZM52 100H54L55 102H57V104L54 102L55 105L54 104L53 105H50L51 103H53ZM65 100H66V102H64ZM19 101H21V100H19ZM19 101H16V102H19ZM39 101H42V100H39ZM39 101H38V103H39ZM40 103L43 104L42 102H40ZM10 104H13V105L15 104V106H14L15 109ZM63 104H62V106H63ZM11 106H12L13 109L11 108ZM25 106L27 107L26 104H25ZM53 106L56 107L58 110L56 108H53ZM16 108L18 109V111L16 110ZM43 108H44V110H50V111H46V113H44L43 112ZM62 108H64V107H62ZM28 109H29L30 112L28 111ZM38 109H39V111H41V109H42V112L44 114L48 115V116H46V115L44 116L43 115L44 118L45 117L48 118V119L45 118L47 120V122H46L45 119H44L45 121L43 120V116L41 115L42 113L40 114L42 116V120L41 119H38V121H37V119L35 117L39 116V118H41V116L39 115L40 112L37 111ZM51 109H54V110L56 109L55 110L56 112L54 110L52 111ZM14 110H16V112ZM93 111H94V107L91 108V113ZM67 112L69 113L68 116H67ZM16 113H18V114H16ZM20 113H22V115H24V114H27V115L21 116ZM49 113H50V115H49ZM15 114H16V120H14L15 119ZM9 115L11 116V118H10ZM12 116H14V117L12 118ZM18 116H19V119H17ZM28 117H30L29 119L31 121L34 119V121H32V124H31V122H29V120H27ZM51 117L53 118V121L54 122L51 120L52 119ZM59 118H60V120H58ZM10 119L13 120L12 121L13 123L11 122ZM24 120H25V122H24ZM2 121H3V123H2ZM16 121H18V122H16ZM36 121H37V126L34 125L36 123ZM55 121L56 122H59V123L56 124ZM21 122H24V123L22 124ZM38 122H40L41 124H39ZM6 123L12 125L11 126V129L13 128L16 131L13 130V129L11 130L10 129V125H7ZM26 123L29 124V125H27ZM50 123H51V125H50ZM53 124H56V127L53 128ZM20 125H23L24 127L23 126H20ZM30 125L34 126L33 127L34 131H35V126H36V130L37 131H36V133H33L34 131L32 132V135L33 136L31 134L28 135V133H27L28 136L25 134V128L30 127V129L33 130ZM38 125L39 126L41 125V127H44V125L45 126L47 125L46 128L45 127L43 128V131H41L40 134H39L38 131H40V128L41 127L39 128ZM3 127H4V129H2ZM21 127L24 129V131H21L23 129L19 130V128H21ZM47 127H48V129H47ZM9 129L12 131V134L13 135L12 134L10 135L11 132H10ZM4 132H5V134H4ZM14 132H15V135H14ZM26 132H28V131H26ZM96 132L97 131H94V132H91V133H96ZM19 133H21V135ZM61 133H63V134H61ZM86 133H88V132H86ZM17 134H18V136H17ZM57 136H60V137H57ZM4 137H6V139H3ZM14 138H15V144H14ZM19 139H20V141H19ZM6 142H9V143H6ZM31 142H33V143L31 144ZM17 143H19V146H18ZM40 143L42 145L43 144L44 145H48L49 144L50 146L52 144L53 149H49V145L48 146H45V147L43 145V148H41L42 146H41ZM23 144H25V145H23ZM27 144H30V145H27ZM39 144H40L41 147L40 146L38 147ZM56 145H58L57 147H59L58 141H57V144ZM34 148H37V149H34ZM46 148H48V149H46ZM76 149L77 148H74L73 141H70V142H67L66 143V150L68 152L70 151L72 153V155H73V152ZM40 150H42V151H40ZM47 150L48 151L50 150V151L48 152ZM51 150L53 151V153L51 152ZM11 151H14V152L17 151V153H16L17 155H15V156L14 155H10V152ZM54 151H56L57 153L56 152L55 153L58 154L57 157L55 156L56 158L53 156L54 155ZM34 152L36 153V156H35V153ZM50 153H52L51 155L53 156L52 157L53 158V162L51 161L52 158H50V163L52 162L51 163L52 165L50 163H48L49 160H47V161L45 160V159H48V158H46V156H49L50 157ZM34 156L37 157V158L35 159ZM38 158H40L42 160L41 161L42 164H43V162H46L45 164L47 165V163H48L50 166L49 165H47V166L43 165L42 166L41 163L38 162V160H39ZM54 158L56 160H54ZM58 171L59 170H55V172H52L51 171L49 173V174H51V173L53 174L51 176H54L55 175V177H56V179H55V184L56 185L54 187V191H56V194H55L56 197H58V191L57 190L59 189V191H61V184L65 180H68L67 179L68 178L67 176H66L67 178H64V179L62 178V179H59L58 180V176H62L63 177V175H64V174L62 175V172L58 173ZM47 172L48 171L46 170L45 173H47ZM3 174H5L6 176L3 175ZM39 174H42V172L41 173L39 172ZM3 192H5L7 194V196L5 194V196L7 198H10L8 196H11L12 195L11 193L8 194V192L6 190H4ZM14 195L15 194H13V196H11V198L14 197ZM19 195H23V194H19ZM17 196L18 195H16L14 198L16 199ZM62 196H61V198H62ZM23 197H25V198L26 197L31 198L32 196H24L23 195ZM1 215H3V214H1Z\"/></svg>",
    "mask_w": 264,
    "mask_h": 264
}]
</instances>
